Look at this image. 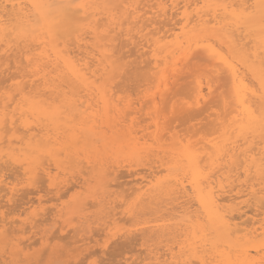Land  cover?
Here are the masks:
<instances>
[{
	"label": "rangeland",
	"instance_id": "1",
	"mask_svg": "<svg viewBox=\"0 0 264 264\" xmlns=\"http://www.w3.org/2000/svg\"><path fill=\"white\" fill-rule=\"evenodd\" d=\"M78 2L80 1L81 2V0H77ZM76 1V2H77ZM123 1V0H122ZM121 0H120V2H122ZM131 3H130V2ZM134 1V0H133ZM132 0H124V2H123V4L126 2V3H129L128 5H131V4H133L132 2H133ZM140 3H141V5L142 6H140L139 4V2H137V4L139 5V9L141 10V11H143V13L138 9V11H140L141 12V14L143 15L144 14V12H145V16H141V18L139 19V22H140V20L141 21H145L148 17H152V16H150V15H148V14H150L151 13V4L152 3H150L149 1L150 0H138ZM146 1L147 2H149V3H146ZM74 2H75V0H74ZM116 2V1H115ZM115 2H113V3H111L110 4V6L111 7H114V6H116V3H118L119 1H117L116 3ZM135 2H136V0H135ZM134 2V5L136 4ZM142 2H144V3H146V5L147 6H145V4L144 3H142ZM95 3V2H94ZM93 3V4H94ZM77 5V3H74V5ZM93 4H91V10L89 11V14H86V15H84L82 12H81V10H79L78 8L76 9V11H79L78 13L80 14L81 13V16H79V14L77 13V15L79 16V18L80 17H84L85 19H87L86 17H88V15H90V14H93L92 12H94L93 10H95V12H94V14L95 13H99L98 11H100V13H102L101 12V9L99 10V8H101L100 6H98L97 5V7H95L96 6V4L95 5H93ZM115 4V5H114ZM119 4V3H118ZM117 4V5H118ZM136 4V5H137ZM150 4V6H148ZM92 5H93V10H92ZM136 5H135V7H136ZM110 6H107V7H110ZM99 7V8H98ZM119 7H121V8H123V5L120 3V5H118V7L117 8H115V9H121V8H119ZM142 7V8H141ZM96 8L98 9L97 11H96ZM138 8V7H137ZM143 9V10H142ZM103 10V9H102ZM119 10H117V11H119ZM147 11H149L147 14H146V12ZM118 14H119V12H118ZM101 15V14H100ZM100 15H96V19L99 21V18L101 17V18H106V16L104 15V14H102V15H104V17H102V15L100 16ZM151 15H152V13H151ZM168 17H167V19H164V20H167V21H169V22H167V24H170V25H168L167 26V24H165L166 22H164V20L163 19H161V20H159L158 21V23L159 22H162V20H163V22L164 23H160V24H158L157 25V23H154V24H156V25H151V23H149L150 21H155V20H153L154 19V17H152L153 19L152 20H148V19H150V18H148L147 19V21L148 22H146V23H143V25H142V23H139L137 26H142L143 28H141V30L143 29L144 30V27L146 26V24H147V27H145V30L142 32L141 31V34L143 35H146L147 36V34L148 33H150V34H148V36H147V38H149V39H154V40H162V39H164V40H162L161 42H160V44L161 45H165V46H171L172 47V45H173V43L176 41L175 40V38H172V37H174V36H171V34H170V31L168 30V29H170V28H175L174 26H177V31H179V23H180V19H179V17H177L176 16V14L175 15H173V17H174V19H173V17H172V15H170V13H168ZM154 16V15H153ZM176 16V17H175ZM90 17H91V15H90ZM143 17V18H142ZM84 18H83V20H84ZM144 18H146V19H144ZM169 18H171V20L169 19ZM81 19V18H80ZM121 19V18H120ZM144 19V20H143ZM177 19H179V20H177ZM103 20V19H102ZM102 20H100L99 21V25L102 23V22H104V24L105 23H107V22H105V21H102ZM106 20V19H105ZM133 19H130L129 20V22L128 21H126V24L125 23H123L124 24V26H126V28L129 26L128 24L129 23H131V21H132ZM138 20V19H137ZM124 21V22H125ZM175 21V22H174ZM96 22L97 21H95V22H92L91 20H90V18L89 19H87V20H85V22L84 23H88V25H90L91 23H93V24H91V28L90 29H86L85 30V32H83L84 34H87L85 37L86 38H83L84 39V43H86V44H88V49H90V51L92 50V48H93V45H94V43H93V40H94V31H93V29H96V27H97V25H96ZM172 22V23H171ZM179 22V23H178ZM90 23V24H89ZM128 23V24H127ZM178 23V24H177ZM94 24H95V26H94ZM103 24V23H102ZM103 24V25H104ZM108 24V23H107ZM106 24V25H107ZM123 24L122 25H118V28L116 27V29L114 28V30L116 31V32H118V31H120V33L122 32V30H124V28H122L121 29V27H123ZM133 24V26L136 28L135 30H134V32L132 33V34H136V32L139 30L138 28H137V26H135L134 25V23H132ZM148 24H149V26H148ZM162 24H165V25H162ZM173 24V25H172ZM174 24H177V25H174ZM172 25V26H171ZM179 25V26H178ZM101 26V25H100ZM105 26V25H104ZM120 26V27H119ZM132 25L130 24V27H131ZM132 26V27H133ZM165 26V27H164ZM171 26V27H170ZM93 27H95V28H93ZM102 27V26H101ZM100 27V28H101ZM104 28H106V26L105 27H103V28H101L102 30L104 29ZM126 28H125V30H126ZM163 28V29H162ZM92 29V30H91ZM97 29H99V28H97ZM121 29V30H120ZM114 30H111L110 31V33H112V31H113V33H114ZM163 30V31H162ZM175 30V31H176ZM89 31V32H88ZM99 31H100V29H99ZM136 31V32H135ZM160 31V32H159ZM87 32V33H86ZM91 32V33H90ZM116 32H115V34H116ZM158 32V33H157ZM169 32V33H168ZM82 33V34H83ZM107 34V35H109V38H108V40L110 39L111 41L109 42L108 40V42H109V44H113V48L115 47L114 45H117V43H118V39H119V43H118V49L117 48H115V51H114V53H113V51H112V53L113 54H115L116 53V49H117V53L116 54H118V53H122V54H120L121 56H117V55H114V57H115V59H116V61H118V62H116L115 63V66L116 67H118V68H120L121 67V69L118 71V72H116V74L115 75H118V77H113V80H112V82L110 81V80H106V81H104V79L103 78H101V79H99V78H95L96 80H94L95 81V86H98V85H100V84H102V85H100V87L102 86L104 89H106V90H108L107 91V94L108 93H110L111 94V92H112V95H106V92H104V93H102L101 94V92H100V95H99V93L98 92H96L97 90H95V91H93L92 90V92L91 91H89V92H87V91H84L83 92V90H82V88L81 89H79V88H76V89H72L73 90V93H75L76 95H79V96H77V97H74L73 95H75V94H72V92H71V89L69 90V88L71 87H68V85H67V83L65 84L64 82H55V83H60L59 85H67V87L66 86H64L62 89H60V87H59V85L58 84H55V86H58L59 88L56 90H54V88H46L44 85H43V80H40V79H42L41 78V76H40V78H39V76L38 75H36V77H34V78H31V77H33V76H31V75H34L35 76V71L33 72V73H31L34 69H32V66H30V65H28V63H27V61L25 60V58H22L23 56L22 55H19L18 54V56H20L19 58H18V56L17 55H15L16 53H17V50H19V48L21 47L20 45H18V44H20V43H17L16 41H12V42H16L15 44L14 43H12V45L14 44V45H16V47L13 45H11L10 44V46H12L11 48H15L13 51H12V49L10 50L11 51V53L10 52H8V55H6L5 54V56L7 57V59L5 58V56H4V63H3V65L4 66H2V64H0L1 65V68H0V77L2 78H0V84H2V87H1V85H0V107L2 108H0V121H5L6 120V117H7V115H4L5 114V112H6V109L11 105V103H12V105L8 108V111L9 110H11V113H10V111L8 112H6V114H8V117H7V119L8 120H6L5 122L8 124V125H6L5 126V124L6 123H4L3 125L5 126L4 128L5 129H8L9 127H10V130H8L7 132V134H9V135H11V136H8L7 134L5 135V133H6V130H3V128L0 130L1 131V133L2 132H4V133H2V134H0V135H3L2 137L6 140L8 137H11V138H13L14 140H13V142L14 141H16L15 139H17V141H18V138L19 139H21V138H23L22 136H24V137H26V136H28V133L26 132V130L23 128H21L22 127V125L20 124L21 122H19L20 120H21V118H24V117H20L19 115H20V111L21 110H19L20 108H21V105H22V101H21V99H23V97H25L26 99H31V100H35L36 99V101H43L44 102V106L46 105L45 103H47V105H49V104H51L52 105V103H53V106H54V101H55V97H57V100L59 101V103H60V105H59V103L57 102V100L55 101V107L56 106H60V108L62 107V106H64V102H70V101H72L73 102V100H75L74 102L76 103V105L78 104V103H82V104H78V106L79 105H81V106H79L81 109L80 110H78L80 113H83V111H84V113H83V116H85V117H87V121H88V123H89V127H86L87 126V122L86 121H84V120H86V118L85 119H83V121L82 122H80L81 120H77L76 121V119H77V117H78V119L79 118H82L83 116H82V114H80V116H79V114H77V112L75 111V109H77V107L78 106H76V108L73 110V107H75V105L72 107V105H73V103L72 102H70V103H72V104H67L66 103V106L67 105H69V106H71L72 107V109H71V107H69V108H67L66 106V108H64V111H66V112H64L63 111V113L64 114H61V115H63V116H61L62 118H61V120H60V123L59 124H61L62 126L64 125V127H61V131H62V133H63V135H62V133H61V131H59L60 130V126L61 125H57V124H52V122L51 121H48L47 122V119H43L42 120V118H38L37 116H35V117H37V119L34 117V118H29V119H32V120H34V121H32V120H30L31 121V124H32V128L33 127H35L36 125H37V127H35V128H33V131L32 132H35V134L38 136L37 138L38 139H40L41 137L43 138V139H47V140H49L50 141V139H53L54 141L56 140V139H58V145H55V146H53V144H52V141L53 140H51V142H48V145H47V142L45 143V144H43V147H46V146H48V147H46L47 149H50L51 147V149H52V151L53 152H55V153H53V152H51L52 154H46V155H41V154H36V155H34L35 156V158H37L36 159V162H37V164L35 163L34 164V166L33 167H35L37 170H35V171H37V174H40V175H38V176H36L37 177V179L35 178V179H33L34 178V176H32V179L31 178H27L28 177V175L26 174L25 175V170H24V167H27V165H25L26 163H25V161L23 160L24 158H25V156H24V154H23V152H20L19 150H18V148H17V155H16V153L13 151V153H12V150H11V152L9 151L10 150V148H9V146L11 145V147L12 146H14V147H18L19 145H18V142L16 143H13L12 142V139H10L11 140V142L13 143V144H10V140H9V138L7 139V140H9V142L6 140L5 141V143H4V141H2L0 144H1V147L2 146H4L5 144V147L7 148V145H8V149L9 150H7L6 151V149L5 150H3V147L2 148H0L1 150H3L4 151V153L5 152H7V153H11V155H12V157H16V158H14V159H16V160H19L18 161V163H17V161H16V163L15 162H12V159L10 160V158H7V157H4V161L3 160H1V157H0V171L2 172L1 174L3 175V174H5L4 175V177H3V179L5 180V182H3V184H1V185H3V188H4V186L7 184V186L8 187H12V188H14V196L12 195V194H8V197H11L12 196V199H11V201H13V202H7V198H2V197H4V196H6V193H8L6 190L4 191L3 189L1 190L0 189V202H2L3 201V199H5L2 203H4V206L5 207H3L2 208V203H0V208L1 209H3V210H0L1 212H0V220L2 221V217H3V221H4V219H6L5 220V222H8V224L10 223V221L12 222V223H10L9 224V226H8V224L7 223H3L4 225L6 224V226H5V228H3L4 229V232H2L3 231V229H0V264H6V262L9 264H184V263H186L187 264V262L188 263H190V262H193V261H196V263H198L199 264V261H198V258L202 255V250H201V248H198V249H200L199 251L201 252L199 255L196 253V254H194L195 252L193 251H191V261H190V256H187V254L189 255V253H187V251H189V250H187L186 248L188 247V248H190L191 249V246L189 247V243H194V241H193V235H194V230H193V227L195 226L196 227V224H197V222H196V224L195 223H191V221L192 222H194V221H196V219L197 218H194L195 216L197 217V215H195V213L196 214H200V213H198V212H200V211H196V209L197 210H199V208L197 207L198 205H199V203H198V201H197V199H193L192 197H194V196H192V192L190 193V192H188L190 195L189 196H187L186 198H185V196L183 195V192H182V190L181 189H179V185L177 186V181H179L180 182V178H181V181H185V185L187 186V190L189 191V185H188V178L189 177H187L186 178V176H184L185 174V172H183V170L184 171H186L187 169H185V168H182L184 165H186V163H184V162H182V159H183V155H182V157L181 156H179V153H181V154H183L184 153V151L186 150V149H190V150H196V148L195 147H197L198 146V149H199V145H198V143H202V146L205 144V143H207V145H204L206 148L207 147H209L210 148V150L209 149H206L204 146L202 147L201 145H200V147H202V148H200V149H202L200 152H199V150L196 152L199 156H201V154L200 153H202V156L201 157H203V158H201L200 157V160H202V161H204V164L202 163V161H201V163H202V165L201 166H204L205 164L208 166V171L207 172H205L207 169V166L205 165V169L203 168V174L204 173H207V175L208 176H206L207 178H206V180H209V181H212L213 182V180L215 181V183H213V186L216 188L215 189V191H217V189H219L217 192H218V194H220L221 192H220V188H218L219 187V184H221L223 181V183H225V184H221V187H223L224 188V190L225 191H229V188H230V190L233 192H231V191H229L228 192V194H227V192H226V194H225V197H228L229 195V197L227 198V199H230V200H228L227 202H225L224 203V211L225 212H227V214L230 212V214H234V216H235V221H234V223H236L237 222V225H239L238 227H240V228H242V229H244V228H246V226H247V228L249 227L250 229L252 228V227H258V225H259V221H261V220H263V218H264V215H263V212H262V210H264V209H259L258 207H256L255 205H256V203H257V200H259L258 199V197L260 198V197H262V199L264 198V190H261L260 191V189L259 188H264V179H262L261 178V182H260V178L259 177H256L255 176V173L253 174V172H251L252 174V177L253 176H255L254 178L256 179V182L255 181H252L253 180V178H251L250 179V177H247V176H245V169L246 168H244V163H243V165H242V157L241 158H239L240 160H241V162H239L240 163V165H239V163H237L238 164V166H240V168H238L237 166H235L234 165V168H233V166L232 165H230V166H232V169H233V171L234 172H231L230 174H229V172L228 173H225V177H221L222 176V173L221 172H219V170H218V165H217V163H219V162H217V161H215V163H213V165H212V162H211V160H209V157H208V153L210 152H212V150H211V145L210 144H212V142L215 140V133H217V135L219 134V132H217V129L215 130V128H217V122L218 121H220V120H218L217 118L221 115H223L224 114V108L222 107L223 105V99L222 98H220L221 96H220V93H221V91L222 92H224L223 90H222V88H224L223 87V82H222V79H220L222 76H223V71L222 72H219V73H222V74H220L219 75V73L217 74L216 73V71L215 72H213L212 70H208V69H210L211 68V66L209 67L208 65H212V64H210V63H212V61L213 60H211V62H208V58H210V56L205 52V50L204 49H202L201 47H200V49H199V47L198 46H196V48H195V50L194 49H192L193 48V46L191 47V48H189L190 50H192V53H191V51H189V49L187 50V51H189V54L187 53V51L185 52V53H180V52H178V51H176V54H174L173 53V55H172V57H170V59H169V57H168V59H167V61H169L170 63H168L167 61H164V60H160L159 61V63H161L162 64V66L159 64V68H156L155 69V66H153L154 64H153V60H152V58H151V54H149V53H146V55L143 57V56H140L141 55V51H142V53H144V52H146V51H150V49L147 47V46H145V50H140L139 52H140V54L138 55V49L136 48H134L133 47V45H128L127 46V37L125 36V34H126V32H124L123 31V36H122V34H120L119 32V34H120V36L119 35H116V38H118L117 39V41L115 40V41H113V42H115L116 44H114L113 42H112V39L111 38H113V37H111L110 38V35H115V34ZM117 33V34H118ZM152 33V34H151ZM83 34V35H84ZM153 34H155V35H153ZM170 34V35H169ZM82 35V36H83ZM107 35H106V37H107ZM169 37H168V36ZM120 38H119V37ZM134 36H136V35H134ZM138 36V35H137ZM137 36H136V39H137ZM161 36V37H160ZM105 37V38H106ZM158 37V38H157ZM160 37V38H159ZM163 37H165V38H163ZM168 37V38H167ZM171 37V38H170ZM115 37H114V39H116ZM123 38V41L122 40H120V39H122ZM162 38V39H161ZM113 39V40H114ZM169 39V40H168ZM174 39V40H173ZM74 42H73V41ZM70 42H71V44L73 43V45L72 46H70L71 44L69 43V41H67V43H66V46H67V49H68V47H73V48H75V46H77V43L75 42V40L74 39H72ZM170 40H172L171 42H170ZM124 41H126L125 43H124ZM137 41H140V40H136V42ZM121 42H123V45H121L122 43ZM142 43L141 44H145L146 45V42L145 41H141ZM168 42V43H167ZM25 43V44H24ZM28 43H30V42H22L21 44H23L22 45V50L23 49H25L24 51H27L28 52V54L30 55V58H32V56H31V54H37L38 53V51L40 50V48H39V46L37 47V45H35V43H32V46H33V44H34V48H33V50H32V46L30 47V46H28ZM84 43H82L83 45H81V50H82V46H86ZM4 44V43H3ZM2 43L0 44V46L1 47H5V45H3ZM27 44V45H26ZM31 44V43H30ZM93 44V45H92ZM112 44H111V46H112ZM3 45V46H2ZM17 45H18V47H17ZM24 45H26V46H28V48L30 47V50L26 47V48H24L25 46ZM125 45H126V47H125ZM246 45H248V47H250L249 46V43H247ZM24 46V47H23ZM116 46V47H117ZM195 46V45H194ZM122 47L125 49H122ZM133 48V50L134 51H136L137 50V52L138 53H136V52H131L132 50H130L131 48ZM147 47V48H146ZM198 47V48H197ZM247 47V46H246ZM3 48H0V56H2L1 58H3V52H2V49ZM17 48V49H16ZM20 48V49H21ZM36 48V49H35ZM72 48V49H73ZM77 48H78V46H77ZM74 49L75 50V52H77V54H78V56H82V52L84 51L85 52V48L82 50V51H80V50H78V49ZM112 48V47H111ZM113 48H112V50H113ZM120 48V49H119ZM34 49L37 51V52H35L34 51ZM38 49V50H37ZM22 50H20V51H22ZM70 50V49H69ZM74 50H72L73 52L72 53H74ZM78 50V51H77ZM122 50V51H121ZM130 50V51H129ZM198 52H197V51ZM203 52H202V51ZM24 51H22V53H25V54H27V52H24ZM31 51H33V52H31ZM194 51H196L197 53H199V54H201L202 56H200L199 54H197V53H194V54H196V55H194L193 54V52ZM202 52V53H206V57H208V58H206V62H205V60L203 61V58L205 59V56L203 57V54L202 53H200V52ZM2 52V53H1ZM19 52V51H18ZM30 52V53H29ZM40 52V51H39ZM79 52H81L82 54H80ZM126 54H125V53ZM131 54V53H134V56H133V54H132V56L129 54V53ZM178 52V53H177ZM5 53V52H4ZM128 53V54H127ZM180 53V54H179ZM2 54V55H1ZM20 54H21V52H20ZM76 54V53H75ZM76 54V55H77ZM189 55V57L187 56L186 57V59H188V60H190V61H187L184 57H185V55ZM13 56V58H12V56ZM33 56V57H35L34 59H36V56ZM125 55H126V57H125ZM130 55V56H129ZM147 55L149 56V58L147 57ZM176 56V58H175V56ZM197 55H199V56H197ZM116 56L117 57H120V59L118 58H116ZM124 57L125 59H123L122 58V60H121V57ZM128 56V57H127ZM138 58H137V57ZM139 56L140 57H143V58H139ZM190 56H191V59H190ZM17 57V58H16ZM136 57V58H135ZM201 59H200V58ZM1 58H0V61H1ZM20 59L21 60V58L23 59V61L21 60H19V61H17V60H15V59ZM178 58V59H177ZM180 58V59H179ZM195 58V59H194ZM135 59V61H133ZM143 59L145 60V61H143ZM150 59V60H149ZM173 59V60H172ZM181 59H185V60H181ZM6 60H10L11 61V63L9 62V64H11V65H9L8 64V62H6ZM137 60H138V62H137ZM147 60H149L148 61V64H146L147 63ZM176 60V61H175ZM201 60V61H200ZM12 61H14V62H12ZM17 61V62H16ZM134 62V64H133V62ZM140 61V62H139ZM143 61V62H142ZM152 61V63H149V62H151ZM187 61V62H186ZM19 62L20 63H22V65L21 64H19ZM131 62V63H130ZM135 62H136V64H135ZM144 62H145V64H144ZM165 62V63H164ZM208 62V63H207ZM1 63V62H0ZM12 63H13V65H12ZM18 63V64H17ZM124 63V64H123ZM130 63V64H129ZM203 63V64H202ZM213 63H214V61H213ZM17 64V65H16ZM26 64V65H25ZM124 66H123V65ZM166 64H168V65H166ZM9 65V66H8ZM122 65V66H121ZM134 65H136V67L134 66ZM138 65V66H137ZM143 67V70H142V67ZM151 65V66H150ZM186 65V66H185ZM12 66V68H10ZM14 66V67H13ZM19 66V67H18ZM25 66H26V68H25ZM30 66V67H29ZM153 66V67H152ZM7 67H9L10 69H7L6 70V68ZM16 67H17V70H16ZM24 68V69H22V68ZM128 67H130L129 69H127ZM132 67V68H131ZM138 70V71H140V69H141V71L139 72V73H141V75L139 74V76H138V72H136L137 70L135 69V68ZM144 67H146V69L144 68ZM182 67H184L183 69H182ZM192 68L193 70H191L190 68ZM197 67V68H196ZM212 69H214V70H218V68H219V66H218V68H215L213 65H212ZM221 67V66H220ZM13 68H15V69H13ZM19 68V69H18ZM20 68L22 69L21 71H20ZM27 68H31L32 69V71L31 72H29V69H27ZM118 68H117V70H118ZM127 69V70H124V69ZM140 68V69H139ZM149 68V69H148ZM5 69V70H4ZM131 69H133V70H136L135 72L133 71V70H131ZM145 69V70H144ZM190 69V70H189ZM198 69H201L200 71L198 70ZM221 69V68H220ZM219 69V71H221ZM28 70V71H27ZM124 70V72L126 73V71H127V73L129 72V71H132L133 73H131L130 74V72L127 74H125L124 75V72H122V71ZM147 70V71H146ZM150 70H152V71H150ZM154 70V71H153ZM156 70V71H155ZM196 70V71H195ZM203 70V71H202ZM223 70V69H222ZM2 71L4 72V71H6L5 73H2ZM26 71V72H25ZM144 71H145V73L146 74H144ZM168 71V72H167ZM192 71V72H191ZM212 71V76H214L215 77V79L216 80H218V81H215V79L213 80L214 82L212 83L211 81V79L212 78H210V77H212L211 76V72ZM10 72V73H9ZM22 72V73H21ZM29 73V74H26V73ZM156 72L157 73H159V72H161V73H159V74H156ZM206 73V75H207V73H208V77H206V75H203V74H205ZM15 74V75H12V74ZM17 73H19V75H17ZM30 73H31V75H30ZM121 73V74H120ZM143 73V74H142ZM147 73L149 74L148 76H144V78H142L143 77V75H147ZM167 73L169 74L168 76H166L167 75ZM182 73V74H181ZM202 73V74H201ZM11 75V77H9V80H5V81H7V82H5L3 79H5L6 78V76L8 77V76H10ZM120 74V75H119ZM154 74V75H153ZM156 74V75H155ZM184 74V75H183ZM194 74V75H193ZM198 74V75H197ZM6 75V76H5ZM23 75H29V76H31V77H29V76H27L26 78H24L25 76H23ZM123 75V79H125V80H130L129 82H130V85H129V87H127L128 86V84L129 83H126L125 82V80H123V81H120L121 80V76ZM159 75V76H158ZM193 75V76H192ZM2 76H4V77H2ZM18 76L20 77V78H18ZM21 76H23V78L21 77ZM124 76H125V78H124ZM129 76V77H128ZM135 76H138L137 78L138 79H142V81H144V79H145V82H143V83H141L142 81L140 80V82H138L139 80L138 79H136L135 78ZM158 76V77H157ZM219 78H218V77ZM17 77V78H16ZM29 77V78H28ZM127 77V78H126ZM131 77V78H130ZM146 77V78H145ZM148 77V78H147ZM150 77H152V79L150 78ZM153 77H155V80H154V78ZM156 77L157 78H159V79H161V78H163V79H161V80H159V79H157L156 80ZM177 77H178V79H177ZM182 79H181V78ZM36 78H39L38 80L36 79ZM116 78V79H115ZM119 78H120V80H119ZM180 78V79H179ZM210 78V79H209ZM8 79V78H7ZM94 79V78H93ZM99 79V80H98ZM151 81H150V80ZM207 79L210 81V83H207V82H209V81H207ZM33 80V81H32ZM37 80V82H35ZM100 80H101V82H100ZM119 80V83L117 82V86L115 85L114 86V84H115V82L116 81H118ZM138 80V81H137ZM147 80H149L148 82H147ZM153 80L154 81H156V82H153ZM175 80H176V82H175ZM221 80V81H220ZM2 81L4 82V83H2ZM9 81V82H8ZM19 81H20V83L21 82H23L22 84H24V85H22V87L24 86L25 87V89H24V94L25 93H27V94H22V93H20L21 92V89H18L17 90V88H19V86H18V83H19ZM39 81V82H38ZM42 81V82H41ZM96 81H97V83H96ZM103 81V82H102ZM135 81V82H134ZM193 81V82H192ZM201 81V82H200ZM207 81V82H206ZM34 82H35V85H36V87H35V85H34ZM104 82H109V83H104ZM123 83V87H122V83ZM133 84H132V83ZM136 82H138V83H136ZM167 82V83H166ZM175 82V83H174ZM16 83H17V85H16ZM19 83V85H21ZM27 83V84H26ZM39 83V85H37ZM40 83H42V85H43V87H41L42 85L40 84ZM48 83H50L51 84V82L50 81H48ZM120 83H121V85H120ZM135 83L137 84V85H135ZM140 83H141V85H140ZM153 83V84H152ZM196 83V84H195ZM217 83V84H216ZM219 83V84H218ZM53 84V83H52ZM110 84V85H109ZM119 84V85H118ZM125 84V85H124ZM194 84L198 87V86H201L200 88L198 87V88H194ZM200 84V85H199ZM212 84V85H211ZM221 84V85H220ZM9 85V86H8ZM31 85V86H30ZM109 85V86H108ZM142 85H143V87H142ZM150 85V86H149ZM215 86L216 87V85L220 88L221 86H222V88H220L221 89V91L220 90H217V95L216 94H214V91H216V89L214 90V89H212V88H210V86L212 87V86ZM3 86H6V88L4 87L3 88ZM26 86H28V88L26 87ZM111 86V87H110ZM115 87L114 89H111L112 87ZM140 87V88H138V87ZM214 86H213V88H214ZM35 88L34 89V91H31L32 89L31 88ZM99 87V86H98ZM101 87V88H102ZM106 87V88H105ZM124 87H126V88H124ZM189 87H190V91H189ZM36 88H38V89H36ZM41 88V89H40ZM46 88V92H47V96H46V92L44 91V89ZM71 88H73V87H71ZM117 88V90L116 91H118V92H116V93H114V90ZM202 88V89H201ZM3 89V90H2ZM31 89V90H30ZM47 89H48V91H47ZM125 89V90H124ZM159 89V90H158ZM194 89V90H193ZM210 89H212V91L213 92H210L211 90ZM218 89V88H217ZM37 90V91H36ZM42 90H43V92H42ZM56 91V92H58V94L57 95H54V96H52V94H51V92L50 91ZM61 90H63V91H61ZM68 90V91H67ZM74 90H76V91H74ZM80 90H82V93H84L83 95H82V93H78V92H80ZM129 90V91H128ZM199 90H201V95H200V93H199V95H198V93H197V91H199ZM204 90V91H203ZM193 91V92H192ZM196 91V92H195ZM7 92V93H6ZM17 92H19V93H17ZM34 92V93H33ZM45 92V93H44ZM48 92H49V94H48ZM62 92H66L65 93V96H62V97H60L59 95L60 94H62ZM68 92V93H67ZM6 93V94H5ZM39 93H40V95H41V93L42 94H45V96L44 95H41V97H40V95H39ZM55 93V92H54ZM53 93V94H54ZM60 93V94H59ZM69 93H71V94H69ZM92 93V94H91ZM96 93V94H95ZM98 93V94H97ZM124 93V94H123ZM192 93V94H191ZM13 95V97H12V95ZM22 94V95H21ZM30 94V95H29ZM51 94V95H50ZM67 94V95H66ZM90 94V95H89ZM129 94V95H128ZM166 94V95H165ZM215 96H214V95ZM225 94V93H224ZM1 95L3 96V97H5V98H3V97H1ZM14 95H16V96H14ZM19 95V96H18ZM37 95H39L38 96V98H36L37 97ZM63 95V94H62ZM105 95V96H104ZM114 95H115V97H114ZM126 95V96H125ZM165 95V96H164ZM31 96V97H30ZM59 96V97H58ZM82 98H81V97ZM85 96H87V97H85ZM91 96V97H90ZM100 96H102V98L103 97H106V99L107 100H109L110 101V107H108V108H105V105L103 106V103H102V100H101V98H100ZM107 96H110L109 98H111V99H109ZM202 96H204V99L202 98ZM206 96V97H205ZM211 96H214V97H212L211 99H208V98H210ZM216 96H217V98H216ZM219 96V97H218ZM225 96H226V94H225ZM18 97V98H17ZM29 97V98H28ZM46 97H48V99L46 98ZM79 97H80V99H79ZM126 97V98H125ZM164 97V98H163ZM170 97V98H169ZM172 97V98H171ZM11 98H13V99H11ZM15 98H16V100H15ZM46 98V99H45ZM84 98H85V100H84ZM114 99V102L112 101L113 99ZM125 98V99H124ZM129 98H130V100H129ZM196 100H195V99ZM199 98V99H198ZM216 98V99H218L217 100V103L216 102H213V100ZM219 98H220V100H219ZM18 99V100H17ZM54 100V101H51V100ZM78 99V100H77ZM92 99V100H91ZM97 101H96V100ZM99 99V100H98ZM162 99V100H161ZM203 99V100H202ZM215 99V100H216ZM4 100V101H3ZM10 100H12V101H10ZM15 102H14V101ZM65 100H69V101H65ZM94 100V101H93ZM119 100H122L121 102L119 101ZM130 102H129V101ZM200 101V103H198L199 101ZM202 100V101H201ZM208 100V101H207ZM214 100V101H215ZM18 101V102H17ZM51 101V102H50ZM99 101V102H98ZM115 101H116V103H115ZM198 101V102H197ZM203 101L205 102V101H207L205 104H207V103H209V104H207V106H208V108L210 107V105H211V109L209 108V109H207V106H205L204 108H203V106L205 105L204 103H203ZM210 101V102H209ZM212 101V102H211ZM6 102H9V103H6ZM57 102V103H56ZM92 102H93V105L94 106H92ZM98 103V105H97V103ZM119 102V103H118ZM159 102V103H158ZM163 102V103H162ZM167 102V103H166ZM169 102V103H168ZM197 103L199 106H197V104H196V107L194 106L195 105V103ZM219 102V103H218ZM74 103V104H75ZM101 103V104H100ZM121 103V104H120ZM129 103V106L127 105V104ZM201 103H203L204 105H202ZM219 104L218 106L215 104ZM220 103H222V104H220ZM5 104H7V105H5ZM58 104V105H57ZM100 104V105H99ZM118 104H120V105H118ZM202 106H201V105ZM9 105V106H8ZM47 105L45 106V107H47ZM49 106V108L50 107H52V106ZM89 105V106H88ZM97 107H96V106ZM131 105H132V107H131ZM166 105L168 106V108L166 107ZM215 107H213V106ZM220 105H221V107L223 108V110H222V108H219L220 107ZM8 106V107H7ZM83 106V107H82ZM87 106V107H86ZM91 106V107H90ZM117 106V107H116ZM5 107H7L6 109H5ZM19 107V108H18ZM55 107H52V108H55ZM90 107V108H89ZM96 107V108H95ZM100 109H99V108ZM127 107V108H126ZM131 107V108H130ZM159 107V108H158ZM165 107V108H164ZM178 107V108H177ZM17 108V109H16ZM56 108H58V107H56ZM59 108V110L62 112V110L63 109H60ZM63 108V107H62ZM85 108L86 109H88L89 108V110H85ZM101 108H103L102 110H101ZM174 108H177L176 110L174 109ZM193 108V109H192ZM203 108V109H202ZM14 109H16V110H14ZM65 109H67V110H69V109H71V110H69L71 113H72V116H73V113H75V114H77V116L75 117V121L74 120H72L71 118H70V115H71V113H69V111L67 112V110H65ZM93 109V110H92ZM160 109H162L163 111H161L160 112ZM196 109H200L199 110V112L196 110ZM205 109H207L208 111L206 112V110ZM104 110V111H103ZM111 110H112V112H111ZM117 110V111H116ZM130 112H129V111ZM174 110V111H173ZM191 110V111H190ZM194 110H195V112H194ZM205 110V111H204ZM16 111V112H15ZM72 111H75V112H72ZM82 111V112H81ZM85 111H86V113H85ZM94 111V112H93ZM101 111H102V113H101ZM114 111V112H113ZM121 111H123V112H121ZM125 111H127V112H125ZM218 111H222V113H220V112H218ZM98 112H99V114H98ZM110 112V113H109ZM120 112V113H119ZM164 112V113H163ZM198 112V113H197ZM3 113V116L1 115ZM12 113H17V114H14V116L16 115L18 118H16V117H14L13 115H12ZM68 113L69 115L67 116V117H69L71 120H69L70 122H67L66 120H68L69 118H65L64 116H66V114ZM122 113V114H121ZM127 113V114H126ZM130 113L132 114V115H130ZM191 113V114H190ZM193 113V114H192ZM9 114L13 117H11V116H9ZM74 114V115H75ZM86 114V115H85ZM95 114H96V116H95ZM111 114H112V116H111ZM115 114H117L116 115V117H115ZM119 114V115H118ZM153 114V115H152ZM189 116H187V115ZM217 114H219V116L217 115ZM90 115H91V117H90ZM102 115V116H101ZM111 117H110V116ZM127 116V118H126V116ZM205 115V116H204ZM211 115V116H210ZM215 115V116H217V118H215V117H213V116ZM1 116L3 117V118H1ZM71 116V117H72ZM114 116V117H113ZM221 116L219 117V119H221ZM224 116H225V114H224ZM20 117V118H19ZM33 117V116H32ZM88 117L90 118V119H88ZM95 117V118H94ZM192 117V118H191ZM194 117V118H193ZM206 117V118H205ZM223 117V116H222ZM10 118H12V120H13V122H14V126L15 127H13V125H11L10 126ZM101 118H103L104 119V122L102 121L103 119H100ZM109 118V119H108ZM203 118V119H202ZM15 119V120H14ZM20 119V120H19ZM42 121H41V120ZM65 119V120H64ZM74 119V118H73ZM97 119H99V120H97ZM108 119V120H107ZM111 119V120H110ZM192 119V120H191ZM193 119H195V120H193ZM209 119V120H208ZM96 120V121H95ZM108 122H107V121ZM126 120V121H125ZM206 120V121H205ZM215 120V121H214ZM216 120H218L217 122H216ZM15 121H17V123L19 124V127H18V124H16L15 123ZM35 121H37L36 122V125L34 124L33 125V122L35 123ZM39 121L41 122V124L39 123ZM71 121H73V122H71ZM102 121V122H101ZM77 122V123H76ZM96 122H98V123H96ZM109 123V124H104V123ZM114 122V123H113ZM38 123L40 124V125H38ZM45 123H47V124H45ZM80 123H82V124H80ZM86 125H84V124ZM92 123H93V127H94V129H93V127H92ZM98 124L97 126L95 125V124ZM215 123V124H214ZM219 123V122H218ZM79 124V125H78ZM101 124V125H100ZM214 126H213V125ZM21 125V126H20ZM44 125H46V127H47V130H46V127L44 126ZM49 125H51L50 127H48ZM57 125V126H56ZM99 125L101 126V127H103V125H104V127L103 128H100L99 127ZM107 127H106V126ZM111 127L112 126V129L109 127V126ZM114 125V126H113ZM118 125V126H117ZM120 125V126H119ZM212 125V126H211ZM17 126V127H16ZM68 126V127H67ZM69 126H73L71 129L69 128ZM75 126V127H74ZM95 126H96V128H95ZM216 126V127H215ZM77 127V128H76ZM80 128V130H79V128ZM92 128V130H91V128ZM99 127V128H98ZM109 127V129H110V131L111 132H109V129H105V128H108ZM212 127H214V128H212ZM13 128V129H12ZM21 128V129H20ZM52 128V129H51ZM57 128H59V130L57 129ZM62 128H63V130H62ZM65 128V129H64ZM98 128V129H97ZM18 131H22V136H20V133H18L17 132V130ZM49 129H51L52 131H50ZM54 129H56L57 130V133H53V131H55ZM73 129V130H72ZM75 129V130H74ZM77 129V130H76ZM81 129H83V130H81ZM86 129H87V131H89V130H91V132L93 133V135H94V133L96 134V136H98V135H101V137L100 136H98V138L96 137V136H94L95 138H93V135H89V132L87 133V131H86ZM89 129V130H88ZM99 129H101V130H106V131H102V133H101V130H99ZM120 129V130H119ZM123 129V130H122ZM160 129V130H159ZM208 129H210V130H208ZM3 130V131H2ZM70 132H69V131ZM96 130V131H95ZM117 130H118V132H117ZM163 130H164V132H163ZM38 131H40V132H38ZM44 131V132H43ZM48 131H50V132H48ZM68 132V136L69 137H67V132ZM77 131V132H76ZM81 131H83V132H81ZM84 131H86V133L84 132ZM98 131H100V134H98L97 132ZM112 131H114V132H112ZM120 131V132H119ZM122 131V132H121ZM125 131H126V133H125ZM214 131H216L215 133H214V135H212L213 134V132ZM47 132V133H46ZM56 132V131H55ZM79 132H81L82 134H80ZM91 132H90V134H91ZM110 134H109V133ZM151 132V133H150ZM211 132H212V134H211ZM16 133V134H15ZM26 134V135H24V134ZM38 133V134H37ZM41 133V134H40ZM43 133H45V134H47V135H44ZM51 133V134H50ZM66 133V134H65ZM69 133H70V135H69ZM71 133L73 134L72 136H74V135H77V136H79L80 137V139H79V142L80 141H82V143H86V145H82V143L80 142V144L79 143H77V142H75L76 144L74 145H71V142H72V140H69L70 139V136H71ZM77 133V134H76ZM80 135H79V134ZM112 133V134H111ZM114 133L116 134V135H114ZM12 134H13V136H12ZM44 136H43V135ZM61 136H60V135ZM84 134V135H83ZM103 134H105V136L103 135ZM211 134V135H210ZM17 135V136H16ZM51 136L50 138H48L49 136ZM65 135H66V137H65ZM109 135V136H108ZM122 135V136H121ZM124 135V136H123ZM157 135V136H156ZM165 137H164V136ZM208 135H210V137L208 136ZM5 136H7V138H5ZM21 138H20V137ZM48 136V137H47ZM54 136V137H53ZM56 136H58L57 138H56ZM90 136V137H89ZM92 136V137H91ZM111 136V137H110ZM134 136V137H133ZM160 136V137H159ZM219 136V135H218ZM258 136H261V137H263L264 138V136H262V134L261 135H258ZM257 136V137H258ZM46 137V138H45ZM87 137H89L88 139H87ZM107 137V138H106ZM120 137V138H119ZM125 137V138H124ZM214 137V139L213 140H211V138H213ZM261 137H258V138H261ZM37 138H36V140H37ZM64 138H65V140H64ZM108 138H109V140H108ZM131 138L132 139H134V140H131ZM161 138V139H160ZM191 138V139H190ZM217 138V137H216ZM256 139L255 140V138H254V140L255 141H253L252 139H250L249 141L250 142H252L251 143V145L253 146H255V148H254V146L253 147H251V148H253V152H254V149H256V152L263 146L264 147V145L261 143V141L262 142H264V139H261V140H259V139ZM3 139V140H4ZM61 139H63V142L61 141ZM66 139H68V140H66ZM84 139V140H83ZM94 139L96 140V142L97 143H95V145H97L98 143H100L101 144V147H99L98 145H100V144H98L97 146H96V148L95 149H91V147H95L94 146ZM102 139V140H101ZM107 139V140H106ZM111 139V140H110ZM113 139V140H112ZM115 139V140H114ZM116 139L118 140V141H116ZM139 139V140H138ZM211 140V142H210V140ZM87 140H89L88 142H87ZM93 140V142H91ZM105 140V141H104ZM209 140V141H208ZM53 141V142H54ZM61 143H60V142ZM66 141H68V142H70V143H68V142H65ZM84 141H86V142H84ZM109 141V142H108ZM114 141H116V142H114ZM120 141V142H119ZM45 142V141H44ZM90 142V144H88ZM102 142H104V143H102ZM107 142V143H106ZM112 142V143H111ZM137 142V143H136ZM257 142V143H256ZM8 143V144H7ZM120 143V144H119ZM132 144V146H131V144ZM140 143V144H139ZM248 143V142H247ZM52 146H51V145ZM80 145L79 147H80V150L78 149L77 150V154L75 155V151H76V149L77 148H79L78 147V145ZM103 144V145H102ZM115 144V145H114ZM123 144H125V145H123ZM127 144H130V149L129 150H127V148H129L128 146H127ZM191 144H193V145H191ZM243 144V147H244V149H245V146L244 145H246V144H244V143H242ZM256 144V145H255ZM262 144V145H261ZM45 145V146H44ZM59 145H61V146H59ZM67 145L69 146V150L71 149L70 148V146L71 147H73L72 149H71V151H67L66 149H68V148H66L67 147ZM88 145V146H87ZM107 145V147H109L108 148V150H107V147H105V148H103L104 146H106ZM138 145H139V147H138ZM191 147H190V146ZM194 145H196V146H194ZM250 145V144H249ZM86 146L87 148H85L86 150H84V147ZM113 146V147H112ZM123 146V147H122ZM136 146V147H135ZM260 146V147H259ZM50 147V148H49ZM64 149H63V148ZM97 147H98V151H97ZM115 147V148H114ZM122 147V148H121ZM195 148V149H193V148ZM247 147H248V144H247ZM262 147V148H263ZM55 148V149H54ZM82 148H83V150H82ZM99 148H102V149H104L105 150V152L104 151H102L101 149H99ZM110 148H112V149H110ZM118 148V149H117ZM135 148H138V149H135ZM192 148V149H191ZM206 149L207 151H206V153H205V150H203V149ZM251 148H247V150L249 149H251ZM261 148V149H262ZM75 149V150H74ZM111 151H110V150ZM114 149V150H113ZM176 149H178V150H176ZM179 149H180V151H179ZM64 150V151H63ZM66 150V151H65ZM74 150V151H73ZM124 150H126V151H124ZM167 150H169V151H167ZM171 150L173 151V152H171ZM63 151V152H62ZM86 151V152H85ZM89 151H93V152H90L89 153ZM100 151L101 152H104V153H106L107 151H109V153H106V155H103V153H101L102 155L100 156ZM120 151H121V153H120ZM124 151V152H123ZM150 152V154H149V152ZM72 152V153H71ZM81 154H80V153ZM82 152H84V153H82ZM99 152V153H98ZM114 152V153H113ZM115 152H116V154L119 152V154H122L121 156H119L118 154L116 155L115 154ZM132 152V153H131ZM142 152L144 153L143 155L144 156H142ZM146 152V153H145ZM175 152V153H174ZM3 153V155H5ZM59 153H62L63 155H59ZM69 153V155H67V154ZM73 154V155H71V154ZM128 153V154H127ZM140 153V154H139ZM171 153V154H170ZM174 155H173V154ZM204 153L206 154V155H204ZM14 154V155H13ZM20 154H21V156H20ZM85 154V155H84ZM88 154H95V158H90V156L91 155H88ZM98 154V155H97ZM112 154V155H111ZM113 154H114V157H118L119 156V158H113ZM127 154V155H126ZM130 154V155H129ZM133 154H134V157H133ZM149 154V156H146V155H148ZM152 154V155H151ZM168 154H170L171 156H169ZM176 154V155H175ZM41 155V156H40ZM78 155H81V156H78ZM108 155V157H107V159H106V156ZM109 155H110V157H111V159H110V157H109ZM206 156V157H204V156ZM44 156H45V158H44ZM67 156V157H66ZM76 158V156H78V158H76L75 160H74V158ZM98 156V157H97ZM104 156V157H103ZM139 156H141V158L139 157ZM170 157V158H167V157ZM175 156V158H173V157ZM43 157V158H42ZM71 157H72V159L74 160H72L71 159ZM83 159H82V158ZM86 159H85V158ZM89 159H88V158ZM93 157V156H92ZM97 157V158H96ZM101 157H103V158H101ZM121 157V158H120ZM123 157V158H122ZM144 157V158H143ZM257 157H259V156H257ZM5 158H6V160H5ZM43 160H45V161H43V166H42V164H40V162H41V160L42 159ZM52 158V159H51ZM109 158V159H108ZM112 158H113V160L114 161H119V159H120V162H114V161H112ZM135 160L136 161V163H135V161H133L134 163H132V160ZM134 158V159H133ZM136 158V159H135ZM172 158V159H171ZM181 158V159H180ZM205 158V159H204ZM23 161H22V160ZM55 159V160H54ZM98 159V160H97ZM100 159H101V162H102V166H100L101 164V162H100ZM102 159H103V161H102ZM108 161H106V160ZM116 159V160H115ZM123 159V160H122ZM124 159L126 160V161H124ZM127 159L128 160H130V161H127ZM151 159V160H150ZM171 159V160H170ZM178 159V160H177ZM204 159V160H203ZM207 159V160H206ZM9 162H8V161ZM47 160V161H46ZM64 160V161H63ZM80 160H83V161H80ZM88 162H87V161ZM92 160V162H90ZM97 160V161H96ZM105 160V161H104ZM123 162H122V161ZM209 160V161H208ZM3 161V162H2ZM7 161V162H6ZM79 161V162H78ZM98 161H99V163H98ZM140 161V162H139ZM171 161H173V162H171ZM179 161V162H178ZM183 161H185L184 159H183ZM50 162V163H49ZM52 162V163H51ZM56 162V163H55ZM61 162H63V163H61ZM71 162H73V163H71ZM79 163V165L77 164V163ZM80 162H82L81 164H80ZM168 163V165H167V163ZM171 163V165H170V163ZM186 162V161H185ZM217 162V163H216ZM9 163V164H8ZM10 163H11V165H10ZM55 163V164H54ZM58 163V164H57ZM83 163H85L84 164V166L82 165ZM162 163H164V164H162ZM174 165H173V164ZM177 163L179 164V163H181V171H180V169L177 167ZM183 163V164H182ZM14 164V166H12ZM16 164H18V165H16ZM19 164H21V165H19ZM44 164H46V165H44ZM48 164V165H47ZM49 164H50V166H49ZM59 164L61 165V166H59ZM119 164H120V166H119ZM131 164V165H130ZM225 164V163H224ZM64 165V166H63ZM76 165V166H75ZM91 165V166H90ZM95 166L96 167V169L94 170V167L93 166ZM106 165V166H105ZM118 165V166H117ZM165 167H164V166ZM169 165L170 166H173V167H171V168H173V169H171V168H169ZM176 165V166H175ZM180 165V164H179ZM183 165V166H182ZM217 166L216 167V170H217V172H215V167H212V166ZM243 167H242V166ZM20 166V167H19ZM23 168H22V167ZM37 166V167H36ZM40 166V167H39ZM70 166H72L73 168H74V170H72L71 169V167ZM77 166H79V167H77ZM81 166H83V168L81 169ZM104 166V167H103ZM117 166V167H116ZM167 166V167H166ZM209 166H211L212 168V170L209 168ZM223 166H227L228 167V165H223ZM15 167V168H14ZM17 167V168H16ZM19 167V168H18ZM41 167L42 168H44V170H46V171H48L49 173H50V176L48 177L46 174H45V172L43 171V169H41ZM49 167V168H48ZM99 167H100V169H99ZM102 167V168H101ZM120 167V168H119ZM178 168L177 170H175L174 168ZM185 167V166H184ZM220 167V166H219ZM245 167H246V164H245ZM70 168V169H69ZM151 168V169H150ZM165 168V169H164ZM168 168V169H167ZM237 170H236V169ZM5 169V170H4ZM21 169H23V171L21 170ZM99 169V170H98ZM171 169V170H170ZM220 169V168H219ZM235 169V170H234ZM244 169V170H243ZM164 170H166V171H164ZM170 172H169V171ZM173 170H175V171H173ZM209 170H211V172L212 171H214L213 173H211ZM5 171V172H4ZM67 171V172H66ZM76 171V172H75ZM105 171H106V175H107V177H109V178H107L106 177V175L104 174L103 175V173H105ZM175 172L174 174H173V172ZM236 171V172H235ZM239 173H238V172ZM22 172V173H21ZM39 172V173H38ZM41 172V173H40ZM110 173V174H108V173ZM210 172V173H209ZM244 172V173H243ZM82 173V174H81ZM152 173L154 174L153 176L154 177H152V178H150V179H153L152 180V185H155V183H156V185H155V187L154 186H148V188H146V189H151V190H153V192L150 190H147L146 191V189L144 188L143 189V191L142 190H139V188H136V187H140L141 185V182H142V180H143V178H149L150 177V175L152 176ZM172 173V174H171ZM176 173H178V174H176ZM215 173H217V174H215ZM220 173H221V175H220ZM234 173V174H233ZM236 173V174H235ZM86 174V175H85ZM170 175L169 177H168V175ZM184 174V175H183ZM209 174H211V175H209ZM231 174H233V175H231ZM242 174V175H241ZM36 175V174H35ZM71 175V176H70ZM104 176V178H102L103 176ZM112 175V176H111ZM158 175V176H157ZM180 175V176H179ZM187 175V174H186ZM216 175V176H215ZM230 175V176H229ZM236 175V176H235ZM30 176V175H29ZM41 176H43V177H41V179H40V177ZM96 176V177H95ZM118 176V177H117ZM126 176V177H125ZM171 176H172V178L174 177V180H175V178H176V180L175 181H173V179H172V181H173V183H172V181L171 180H167V178L168 179H170L171 178ZM182 176V177H181ZM189 176V175H188ZM215 176V177H214ZM228 176V177H227ZM237 176H238V179H239V177H240V179H239V181H238V179H236L237 178ZM245 176V178H248V180L249 181H247V179H244L243 177ZM26 177V178H25ZM31 177V176H30ZM38 177H39V179L41 180V182L39 181V179H38ZM52 177V178H51ZM76 177V178H75ZM96 178V179H93V178ZM102 178V179H99V178ZM143 177V178H142ZM167 177V178H166ZM214 178V179H208V178ZM220 178V179H217V178ZM231 177V178H230ZM235 177V178H234ZM23 178V179H22ZM48 178V179H47ZM111 178H112V180H111ZM160 178H162L163 180H164V182H163V180H161ZM166 179V181H165V179ZM185 178V179H184ZM221 178H222V180H221ZM224 178H226V179H224ZM230 180H229V179ZM259 178V179H258ZM52 179V180H51ZM104 179V180H103ZM109 179V180H108ZM141 179V180H140ZM216 179H217V181H219L220 180V183L218 184V182H216ZM231 179H234V180H232V183L231 182H227V181H231ZM243 179V180H242ZM254 179V180H255ZM3 180V181H4ZM24 180V181H23ZM31 180H37V182L35 183V182H30ZM96 180V181H95ZM157 180H159L158 182H157ZM235 180H237V182L235 181ZM263 180V181H262ZM42 181H44V182H42ZM52 181V182H51ZM98 181V182H97ZM101 181V182H100ZM104 181H107V182H105L104 183ZM171 181V182H170ZM222 181V182H221ZM55 182H57V183H55ZM163 182L164 183V185H160L161 183ZM168 182H170V184L172 185L171 186V188L172 187H175L174 189L175 190H173V189H170V190H168V193L170 192V194H171V192H172V190L173 191H175V192H172V194L173 195H175V196H173L172 194V196L173 197H170L171 195L169 194V195H167L165 192H166V189H169L168 187L170 186V184L168 185H166V183H168ZM174 182H176V184H174ZM242 182V183H241ZM246 182V183H245ZM254 182V183H253ZM261 183V184H263V185H261V186H257L256 187V183ZM33 183H34V186H32L33 185ZM41 183H43V185H41ZM55 183V184H54ZM107 183V184H106ZM184 183V182H183ZM246 184V187H245V184ZM27 184V185H26ZM36 184V185H35ZM45 184V185H44ZM104 184H106V185H104ZM109 184V185H108ZM157 184H158V186H161L162 188H161V191H160V189H158L157 190V188H156V186H157ZM173 184H174V186H173ZM179 184V183H178ZM218 184V186H216ZM229 184V185H228ZM234 184H236V185H234ZM242 184H244V185H241ZM251 184H254L255 185V189L257 190V192H258V194L254 197L252 194H249V190H248V186L249 185H251ZM40 185V186H39ZM47 185V186H46ZM51 185V186H50ZM88 185V186H87ZM101 185H104V187L106 186V188L104 189V187L103 186H101ZM111 185V186H110ZM166 185V186H165ZM223 185V186H222ZM228 185V186H227ZM232 185V186H231ZM235 186V188H234V186ZM44 186V187H43ZM100 188H99V187ZM115 186V187H114ZM163 186H165L164 188H163ZM168 186V187H167ZM177 186V187H176ZM236 186H239V187H236ZM244 186V187H243ZM1 188H2V186H0ZM55 187V188H54ZM89 189H88V188ZM107 187H109V188H107ZM134 187V189H132ZM233 187V188H232ZM243 187V188H242ZM42 188V189H41ZM96 188V189H95ZM136 188V189H135ZM154 188V189H153ZM156 188V189H155ZM160 188V187H159ZM179 190H178V189ZM226 188H228V189H226ZM241 188V189H240ZM20 189V190H19ZM30 189H32V190H30ZM128 189V190H127ZM164 191H163V190ZM235 189H237V190H235ZM247 191H246V190ZM17 190V191H16ZM88 190V191H87ZM95 190H96V193H95ZM131 190H133V191H131ZM136 190V191H135ZM137 190H138V192L139 193H137ZM177 190H178V192H177ZM191 190V189H190ZM241 190H242V192H241ZM259 190V191H258ZM1 191H4V193H5V195H4V193L3 192H1ZM16 191V192H15ZM29 191H31V193L29 192ZM93 193H91V192ZM102 191H105V192H102ZM113 192V193H111V192ZM144 191H146L145 193L147 194V192L149 191V194H150V192H151V194L149 195V194H147V195H145V193H144ZM156 191V192H155ZM235 191V192H234ZM249 191V192H248ZM263 191V192H262ZM33 192V193H32ZM108 192V193H107ZM132 192H134L133 193V195H131V193ZM136 192V193H135ZM162 192H164L165 193V195H162L161 193ZM182 192V193H181ZM233 194H231V193ZM239 192H240V194H239ZM248 192V193H247ZM91 193V194H90ZM102 193H104V195L102 194ZM108 195H107V194ZM157 193V194H156ZM163 193V194H164ZM239 195H238V194ZM262 193V194H261ZM3 194V195H2ZM24 194H25V196H24ZM111 194V195H110ZM135 194H136V196H135ZM145 196H144V195ZM152 194H154V195H152ZM156 194V195H155ZM159 194V195H158ZM235 194V195H234ZM11 195V196H10ZM16 195V196H15ZM79 195H81V196H79ZM92 195V196H91ZM98 195V196H97ZM109 195H110V197H109ZM131 195V197H129ZM177 195V196H176ZM250 195L252 196V197H250ZM18 196V197H17ZM105 196V197H104ZM106 196H108V197H106ZM142 196H144V198H142ZM146 196H148L149 198H147ZM151 196V197H150ZM154 198H153V197ZM158 196V197H157ZM160 196V197H159ZM163 196H165V197H162ZM166 196H168L169 198H171V200L168 198V197H166ZM232 196V197H231ZM237 196H238V198H237ZM243 197V198H241V197ZM135 199H134V198ZM175 197H177V198H175ZM178 197H180V198H178ZM181 197H182V199H181ZM191 197V198H190ZM254 197V200H256V202L255 201H253V199H251V198H253ZM18 198V199H17ZM91 198V199H90ZM118 198V199H117ZM124 198V199H123ZM145 198H147V200H148V202H147V200L145 199ZM159 198H161V199H159ZM165 198V199H164ZM174 198V199H173ZM183 198H185V199H183ZM190 198V199H189ZM232 198H236L235 200L234 199H232ZM15 199V200H14ZM100 199V200H99ZM127 199V200H126ZM145 199V200H144ZM155 200V201H152V200ZM156 199L158 200V201H160V202H158L157 201V203L160 205V206H158L157 205V203H156ZM169 199V201H172V200H174V201H172V202H169V201H166V200H168ZM176 199V200H175ZM189 199V200H188ZM239 199V200H238ZM251 199V200H250ZM261 198H260V200L261 201H263ZM2 200V201H1ZM17 200V201H16ZM19 200V201H18ZM77 200H78V202H77ZM113 200L115 201V202H113ZM124 200V201H123ZM133 200V201H132ZM134 200H136V201H134ZM138 200V201H137ZM141 200H144V201H142V202H139V201H141ZM151 200V201H150ZM163 200L165 201V202H163ZM178 200V201H177ZM185 200V201H184ZM190 200H191V202H190ZM197 201L196 203H195V201ZM234 200V201H233ZM260 200H259V202H260ZM6 201V202H5ZM87 201H89V202H87ZM91 201V202H90ZM93 201H95V202H93ZM101 201V202H100ZM119 201V202H118ZM123 201V202H122ZM128 201L130 202V203H128ZM132 201V202H131ZM249 201H251V202H249ZM69 202L71 203V204H69ZM96 202H97V204H96ZM133 202H134V206L132 205L133 204ZM144 202V203H143ZM149 202L152 204V205H150L149 204ZM164 203V204H162V203ZM252 202L254 203V204H252ZM264 202V201H263ZM5 203H6V205H5ZM73 203H75V204H73ZM78 203V204H77ZM83 203H86L85 205H87V206H85V205H83ZM90 205H89V204ZM94 203V204H93ZM122 203V205H120ZM126 204V205H124V204ZM127 203H128V205H127ZM161 203V204H160ZM167 203V204H166ZM168 203H170L169 205H168ZM172 203V204H171ZM174 203V204H173ZM181 203V204H180ZM188 203V204H187ZM191 203V204H190ZM195 203V204H194ZM197 203H198V205H197ZM228 203V204H227ZM262 203V202H261ZM10 204V205H9ZM69 204V205H68ZM73 204V205H72ZM107 204V205H106ZM119 204V205H118ZM140 204H141V206H140ZM145 204L147 205V206H145ZM155 206H154V205ZM167 206H166V205ZM259 204V203H258ZM66 205V208L64 207ZM97 205V207H95ZM142 205H143V207H144V209H143V207H142ZM197 205V206H196ZM239 205V206H238ZM8 206V208H6ZM86 208H85V207ZM91 206V207H90ZM118 206H120V207H118ZM127 206V207H126ZM132 206V208L131 209H129L130 207ZM137 206H139L138 208H136ZM192 206V207H191ZM11 207H12V209H11ZM64 207V208H63ZM82 207V208H81ZM88 207H90L89 209H88ZM95 207V208H94ZM122 207V208H121ZM128 209V210H126V208ZM147 207V208H146ZM166 207V208H165ZM187 207V208H186ZM249 207H251V208H249ZM51 208V209H50ZM84 208H85V211H83L84 210ZM116 208V209H115ZM120 208H121V210H120ZM124 208V209H123ZM179 208H181V209H179ZM240 208H242V209H240ZM36 209V210H35ZM90 210L91 209V212L90 211H87V210ZM114 209V210H113ZM188 209V210H187ZM195 209V210H194ZM232 209V210H231ZM237 209V210H236ZM56 210V211H55ZM100 210V211H99ZM134 210V211H133ZM193 212H192V211ZM231 210V211H230ZM234 210H236V211H234ZM259 210V211H258ZM3 211H5V217H4V215H1V214H4V212ZM38 211V212H37ZM80 211V212H79ZM113 211H114V213H113ZM137 211V212H136ZM180 211V212H179ZM184 211H186V212H184ZM189 211V212H188ZM254 211V212H253ZM256 211V212H255ZM3 212V213H2ZM10 212H13V213H10ZM89 212V213H88ZM184 212V213H183ZM259 212V214H257ZM261 212H262V214H261ZM7 213V214H6ZM38 213H40V214H42V215H40L39 214V216L37 215ZM85 213H86V215H85ZM101 215H100V214ZM109 214V217H110V219H109V217H108V214ZM113 214L112 215V217H111V214ZM124 213H125V215H124ZM133 213V214H132ZM190 213V214H189ZM194 213V214H193ZM246 213V214H245ZM9 214H11V215H9ZM13 214V215H12ZM97 214H98V216H97ZM107 214V215H106ZM116 214V216H114ZM121 214V215H120ZM180 214H181V216H180ZM186 214V215H185ZM9 215V216H8ZM36 217H35V216ZM58 215H60V216H58ZM105 215V216H104ZM133 215V216H132ZM179 217H178V216ZM229 215V214H228ZM237 215V216H236ZM245 215V216H244ZM41 216H43V217H41ZM75 216H77V217H75ZM83 216V217H82ZM97 216V217H96ZM107 216V217H106ZM122 216V217H121ZM188 216V217H187ZM190 216H192L191 217V220L189 219L190 218ZM194 216V217H193ZM243 217L244 216V218H240V217ZM75 217V218H74ZM103 217V218H102ZM174 217H176V218H174ZM74 218V219H73ZM171 218H174V219H171ZM182 218V219H181ZM187 218V219H186ZM240 218V219H239ZM17 221H16V220ZM36 219V220H35ZM43 219V220H42ZM114 219V220H113ZM121 219H123V220H121ZM127 219V220H126ZM192 219H195L194 221L192 220ZM8 220H10V221H8ZM75 220V221H74ZM79 222H78V221ZM184 220V221H183ZM187 220H188V222L190 221V223H188L187 222ZM248 221V220H250V222L248 221V222H244V221ZM14 221H15V223H14ZM40 221V223L39 224H37V222H39ZM42 221V222H41ZM182 221V222H181ZM186 221V222H185ZM256 221H257V224H256ZM83 222V223H82ZM86 222V223H85ZM181 223L180 225H177V224H179V223ZM183 222H184V226H183V228H182V224H183ZM244 222V223H243ZM255 224H254V223ZM14 223V224H13ZM133 223V224H132ZM176 223V224H175ZM241 224V226H240V224ZM249 223H250V226H249ZM253 223V224H252ZM1 225H2V222L0 223ZM18 224V225H17ZM108 224V225H107ZM173 224H174V226H173ZM194 225V226H192V230H190V232L192 233V234H190V233H188V234H186L188 231H189V229L191 228V225ZM243 224V225H242ZM14 226V227H12V226ZM36 225V226H35ZM90 225V226H89ZM169 225V226H168ZM175 225H177V226H175ZM187 225V226H186ZM15 226H16V228H15ZM33 226H35V227H33ZM105 228H104V227ZM188 226H189V228H188ZM75 227H77V228H75ZM106 227H108V228H106ZM163 229H162V228ZM169 227V228H168ZM171 227H179V228H174V230L175 231H173L172 230V228ZM187 227V228H186ZM7 228V229H6ZM14 228V229H13ZM79 228V229H78ZM161 228V229H160ZM167 228H168V230H169V232L167 233ZM171 228V229H170ZM185 228V229H184ZM9 229V230H8ZM15 229H19V231H20V233H19V231H15L14 232V230ZM23 229V230H22ZM26 229V230H25ZM56 229V230H55ZM165 229V230H164ZM178 229V230H177ZM187 229H188V231H187ZM195 229V228H194ZM6 230H7V232H6ZM13 230V231H12ZM167 230V231H166ZM171 230H172V232H177L176 233V235H175V233H171L172 235H169V233L171 232ZM180 230H182L183 232H181ZM10 232V237H9V232ZM12 231V232H11ZM24 231V232H23ZM26 231V232H25ZM54 231H56V232H54ZM66 231V232H65ZM161 231V232H160ZM166 231V232H165ZM22 232V233H21ZM162 232H165V233H162ZM181 232L182 234H184V235H182V234H179V233ZM198 232V231H197ZM243 232V231H242ZM14 233V234H13ZM161 233V234H160ZM8 234V236H6ZM22 234V235H21ZM63 234V235H62ZM65 234V235H64ZM123 234V235H122ZM164 234V235H163ZM242 234H244V232L242 233ZM15 235V236H14ZM17 235H18V237H17ZM23 235H24V237H23ZM35 235V236H34ZM56 235V236H55ZM80 235H83V236H80ZM128 235V236H127ZM184 236V238L183 237H180V236ZM241 235V233L239 234V236ZM71 236V237H70ZM74 236V237H73ZM192 236V237H191ZM199 236H201V235H199ZM261 236V235H260ZM9 237V238H8ZM11 237H13V239L11 238ZM15 237H16V240H14L15 239ZM63 237H65L64 239H63ZM264 237V236H263ZM52 238V239H51ZM178 238V239H177ZM211 239V236L210 237H207V238H205L206 240L207 239ZM258 238V237H257ZM17 239H18V241H19V239L21 240V242L19 241V243H18V245L15 243V245L13 246V242L11 241V240H14L15 242L17 241ZM31 239V240H30ZM62 239H63V242H62ZM188 239V240H187ZM192 239V240H191ZM261 239H263L262 237H261ZM261 239H254L255 241L254 242H252V245H255L256 243V246L257 245H259V246H262L263 248H264V242H263V240H261ZM4 242H3V241ZM25 240H27V242L25 241ZM183 240H184V242H183ZM186 240V241H185ZM259 240V241H258ZM261 240V241H260ZM24 241V242H23ZM64 241H67V242H64ZM73 241H74V243H73ZM188 241V242H187ZM190 241H193V242H190ZM203 241H205L204 239H203ZM7 242H8V244H7ZM9 242H10V244H9ZM24 244H23V243ZM79 242V243H78ZM178 242L180 243V245L178 244ZM186 242V243H185ZM256 242V243H255ZM20 243H22L24 246H25V243H26V248L29 250H27L24 246H21V245H19ZM182 243V244H181ZM205 243H207V241L205 242ZM28 244V245H27ZM32 244H34V245H32ZM36 244V245H35ZM251 244V243H250ZM260 244H262V245H260ZM11 245V246H10ZM69 245V246H68ZM97 245V246H96ZM186 245V246H185ZM199 245V244H198ZM9 248H8V247ZM18 246H20V248L18 247ZM33 246V249L31 248ZM21 247H24V248H22L21 249ZM65 247V248H64ZM92 247V248H91ZM186 247V248H185ZM262 247H260V249H261V252H260V250L258 251V253L257 252H252L251 251V258H250V260H251V263H257V264H259V263H263L264 264V249H262ZM31 248V249H30ZM48 248V249H47ZM184 248H185V250H184ZM8 249V250H7ZM16 249H17V251H16ZM20 249L22 250V251H20ZM182 249V250H181ZM19 250V251H18ZM263 250V251H262ZM44 251V252H43ZM179 251H183V252H179ZM198 251V250H197ZM198 251V252H199ZM19 253H20V255H22L21 256V258H19ZM41 253V254H40ZM47 253V254H46ZM156 253V254H155ZM257 253V254H256ZM3 254V255H2ZM17 254V255H16ZM175 254V256L173 257V255ZM181 254H183V255H181ZM205 256H206V253H203ZM42 255V256H41ZM204 255H202V256H204ZM233 255V254H232ZM256 255V256H255ZM177 256H179V257H177ZM195 256V257H194ZM199 256V257H198ZM204 256V257H205ZM255 256V257H254ZM6 257V258H5ZM23 257V258H22ZM35 258V260L33 259V258ZM171 257H172V259H171ZM254 257V258H253ZM32 258V259H31ZM206 258H208V255H207V257ZM260 259V261H259V259ZM18 260H19V263H18ZM40 260V261H39ZM193 260V261H192ZM262 260V261H261ZM16 261V262H15ZM42 261V262H41ZM176 261H178V262H176ZM186 261V262H185ZM190 261V262H189ZM198 261V262H197ZM40 262V263H39ZM259 262V263H258ZM195 262H193V263H191V264H196Z\"/></svg>",
	"mask_w": 264,
	"mask_h": 264
},
{
	"label": "bare ground",
	"instance_id": "2",
	"mask_svg": "<svg viewBox=\"0 0 264 264\" xmlns=\"http://www.w3.org/2000/svg\"><path fill=\"white\" fill-rule=\"evenodd\" d=\"M77 0H75V2H74V0H0V44L2 43H4L3 45H5V47L3 48V47H1L0 46V48H3L2 49V54H3V58H1L2 56H0V58H1V63L0 64H2V66H4L3 65V63H4V59L6 58L7 59V57L5 56V54L6 55H8V52H10L11 53V49H12V51L15 49V48H11L16 42L17 43H22V42H30V43H28V46H32V43H35V45H37V47L39 46V48H40V52L38 51V53L35 55L34 53L33 54H31V56H32V58H30V55L28 54V52L27 51H24L25 49H23L22 50V45L23 44H18V45H20L21 47V49L19 48V50H17V53L15 54V55H17L18 56V54L19 55H22L23 57L22 58H25V60L27 61V63H28V65H30V66H32V69H34L33 71H32V69L31 68H27V69H29V72H31V73H33L34 71L36 72L35 73V76L34 75H31V73H30V75L31 76H33V77H31V76H29V75H23V76H25L24 78H26L27 76H29V77H31V78H34V77H36V75H38L39 76V78H40V76H41V78L42 79H40V80H43V85L46 87V88H54V90L56 89H58L59 87H60V89H62L64 86H66L67 87V85H68V87H73V88H69V90L71 89V92H72V94H75V93H73V90L72 89H76V88H79V89H81L82 88V90H83V92L84 91H87V92H89V91H91L92 92V90L93 91H95V90H97L96 92H98L99 93V95H100V92H101V94L102 93H104V92H106V95H109L110 93H108L107 94V91L108 90H106V89H104L102 86V84H100V85H102L101 87H100V85H98V86H95V81L94 80H96L95 78H99V79H101V78H103L104 79V81H106V80H110L111 82H112V80H113V77H118V75H115L116 74V72H118L120 69H121V67L120 68H118V67H116L115 66V63L116 62H118V61H116V59H115V57H114V55H117V56H121L120 54H122V53H118V54H116L118 51H117V49H118V43H119V39L118 38H116V35H119L120 36V34H122V36H123V31L124 32H126V34H125V36L127 37V46L130 44V45H133V47L135 46L137 49H138V52L140 51V50H145V46H147L149 49H150V51L148 52V51H146V52H144V53H142V51H141V55L140 56H145L146 55V53H149V54H151V58H152V60H153V66H155V69L156 68H159V64L162 66V64L161 63H159V61L160 60H164V61H167V59H168V57H169V59H170V57H172V55H173V53L174 54H176V51H178V52H180V53H185L189 48H191L192 46H193V48L192 49H194L195 50V48H196V46H198L199 47V49H200V47L202 48V49H204L205 50V52L210 56V58H208V57H206L207 55H206V53H202V52H200V53H202L203 54V57L205 56V59L203 58V61L205 60V62L208 60V62H211V60H213L214 61V63H213V61H212V63H210V64H212L215 68H218V66H219V68H218V70H214V69H212L213 67H212V65H208L209 67L211 66V68L210 69H208V70H212L213 72H215L216 71V73L218 74L219 72H222L223 73V76L220 78V79H222V82H223V87L224 88H222V86L220 87V88H222V90L224 91V92H222L221 91V89L216 85V87L214 86V88H213V86L211 87L210 86V88H212V89H216V91H214V94H216L217 93V90H220L221 91V93H220V98H222L223 100V104L222 103H220V104H222L223 106V108H224V114H225V116H224V114L221 116V119H219V114H217L219 117L217 118V116H213V117H215V118H217L218 120H220V121H218V120H216V122H217V128H215V130L217 129V132H219V136L217 135V133H215L216 131H212L213 132V134H212V132H211V134L212 135H214V133H215V140L212 142V144H210L211 145V150H212V152L210 153H208L209 155H208V157H209V160H211V162H212V165H213V163H215V161H217V162H219V163H217V165H218V167L217 166H212V167H215V172H217V170H216V167L218 168V170H219V172H221L222 173V176L221 177H225L226 175H225V173H228L229 172V174L231 173V172H234L233 171V169H232V166H233V168H234V165L235 166H237L238 168H240V166H238V164L237 163H239V162H241V160H242V165H243V163H244V168H246L245 169V176H247V177H250V179L251 178H253V180L252 181H255L256 182V179L254 178L255 176L256 177H259L260 178V182H261V178L262 179H264V147L261 149H259L257 152H256V149H254V152L252 151L253 150V148H251V147H253L252 145H251V143L252 142H250L249 140L250 139H252L253 141H255L258 137H261V136H258V135H261L262 134V136H264V0H150L149 2L150 3H152L151 4V13H152V15H151V13L150 14H148V15H150V16H152V17H154V19L152 18V17H148V18H150V19H148V20H155V21H150L149 23H151V25H153L154 23H157V25L158 24H160V23H164V22H166L165 24H167V22H169V21H167L168 19H167V17L169 16L168 15V13H170V15H175L176 14V16L177 17H179V19H177V20H179L180 21V23H179V31H177L176 29H177V26H174L175 28H170V29H168L169 31H170V34H171V36H174V37H172V38H175V42L173 43V45H172V47L171 46H165V45H161L160 44V42L162 41V40H164V39H162V40H154V39H149V38H147V36H148V34H150V33H148L147 34V36L146 35H142L141 34V31L143 30H141V28H143L142 26H137L139 23H142V25H143V23H146V22H148L147 21V19L146 18H144V19H146L145 21H141L140 20V22H139V19L141 18V16H145V12H144V14L142 15L141 14V12L143 13V11H141L139 8V5L140 6H142L141 5V3L138 1V0H136V2H135V0L132 2L133 4H131V5H128L129 3H124L123 4V2H124V0L122 1V2H120V0H81V2L79 1H77ZM117 1H119L118 3H116ZM142 1V0H141ZM95 2V3H94ZM113 2H115L116 3V6H114L115 8H117L118 7V5H120V3L123 5V8H121V7H119V8H121L120 10L119 9H115L114 7H111L110 6V4L111 3H113ZM130 2V1H129ZM134 2L137 4V2H139L140 4L138 5H136V7H135V5H134ZM149 2H147L146 1V3H149ZM74 3H77V5L75 4L74 5ZM94 3V4H93ZM131 3V2H130ZM142 3H144V2H142ZM146 3H144L145 4V6H147L146 5ZM91 4H93V5H95L96 4V6L95 7H97V5L98 6H100L101 8H99V10L101 9V12L102 13H100V11H98L99 13H95L94 14V12H95V10H93L94 8H93V5H92V10L94 11V12H92L93 14H90L91 15V17H90V15H88V17H86L87 19H89L90 18V20L92 21V22H95V21H97L96 22V25H97V27H96V29H93V35H94V40H93V43H94V45H93V48H92V50L90 51V49H88V44H86V43H84L85 41H84V39L83 38H86L85 36L88 34L87 32V34H84L83 32H85V30L86 29H90L92 26H91V24H93V23H89L90 25H88V23H84L85 22V20H87V19H85L83 16L82 17H80L79 18V16H81V13L79 14L78 12L79 11H76V9L78 8L79 10H81V12L84 14V15H86V14H89V11L91 10ZM118 4V5H117ZM115 5V4H114ZM107 6H110V7H107ZM148 6H150V4L148 5ZM138 7V8H137ZM142 8V7H141ZM103 9V10H102ZM138 9L141 11H138ZM98 9L96 8V11H97ZM117 10H119V11H117ZM143 10V9H142ZM79 14V16L77 15V13ZM118 12H119V14H118ZM149 11H147L146 12V14L148 13ZM102 15V14H104L105 16H106V18L104 17V15H102V17H104V18H99V21L100 20H102V21H105V22H107V23H105L104 24V22H102L105 26H106V28H104L103 30L101 29V28H103V27H105L102 23L99 25V21L95 18L96 17V15ZM100 15V16H101ZM154 15V16H153ZM173 15H172V17H173ZM175 16V17H176ZM83 18H84V20H83ZM121 18V19H120ZM143 18V17H142ZM106 19V20H105ZM130 19H133L132 21H131V23H127L129 26L126 28V26H124V24L123 23H125L126 24V21H128L129 22V20ZM138 19V20H137ZM143 19V20H144ZM161 19H167V20H164V22H163V20H162V22H159L158 23V21L159 20H161ZM170 20H171V18H169ZM173 19H174V17H173ZM172 19V20H173ZM126 20V21H125ZM171 20V21H172ZM125 21V22H124ZM175 22V21H174ZM132 23H134V25L135 26H137V28L139 29L137 32H136V34H132L133 32H134V30L136 29L134 26H133V24ZM172 23V22H171ZM177 23V24H178ZM107 24V25H106ZM123 24V27H121V29L122 28H126V30H125V28H124V30H122V32L120 33V31H118V32H116L115 30H114V28L116 29V27L118 28V25H122ZM130 24L133 26H131L130 27ZM165 24H162V25H165ZM177 24H174V25H177ZM145 25V24H144ZM143 25V26H144ZM154 25H156V24H154ZM156 25V26H157ZM168 25H170V24H167V26ZM173 25V24H172ZM171 25V26H172ZM94 26H95V24H94ZM148 26H149V24H148ZM170 26V27H171ZM101 27V28H100ZM120 27V26H119ZM145 27H147V24H146V26ZM145 27H144V30H145ZM150 27V26H149ZM165 27V26H164ZM93 28H95V27H93ZM97 28H99L100 29V31H99V29H97ZM120 29V30H121ZM163 29V28H162ZM92 30V29H91ZM111 30H114V33H113V31H112V33L113 34H115V32H116V34L113 36V35H110V38L111 37H113V38H111L112 39V42L113 41H117V39H118V43H117V45H114L115 47L113 48V44H112V46H111V44H109V42L111 41L110 39L108 40V38H109V35H107V34H112V33H110V31ZM143 30V31H144ZM176 30V31H175ZM142 31V32H143ZM163 31V30H162ZM89 32V31H88ZM160 32V31H159ZM84 35H83V34ZM91 33V32H90ZM118 33V34H117ZM158 33V32H157ZM169 33V32H168ZM152 34V33H151ZM169 34V35H170ZM83 35V36H82ZM106 35H107V37H106ZM134 35H138L137 36V39L138 40H140V41H137L136 42V36H134ZM153 35H155V34H153ZM118 36V37H119ZM168 36V35H167ZM106 37V38H105ZM114 37L116 38V39H114ZM161 37V36H160ZM159 37V38H160ZM169 37V36H168ZM167 37V38H168ZM120 38V37H119ZM158 38V37H157ZM163 38H165V37H163ZM171 38V37H170ZM72 39H74L75 40V42L77 43V46H78V48H77V46H75V48H71V47H68V49H67V46H66V43H67V41H71ZM114 39V40H113ZM109 42H108V41ZM120 40H122L123 41V38L122 39H120ZM169 40V39H168ZM174 40V39H173ZM12 41H16V42H12ZM69 41V43L71 44V42L73 41H71L70 42ZM84 41V42H83ZM141 41H145L146 42V45L143 43V44H141L142 42ZM172 40H170V42H171ZM14 43L13 45H12V43ZM74 42V41H73ZM126 41H124V43H125ZM16 43V44H17ZM82 43H84L86 46H82V50L85 48V52L83 51L82 53L81 52H79L80 54H82V56L80 55V56H78V54H77V52H75V50L74 49H78V50H80V51H82L80 48H81V45H83ZM114 44H116L115 42H113ZM122 44L121 45H123V42H121ZM168 43V42H167ZM247 43H249V46L250 47H248V45H246ZM10 44L12 45V46H10ZM25 44V43H24ZM68 44V43H67ZM2 45V46H3ZM18 45H17V47H18ZM27 45V44H26ZM26 45H24L23 47L24 48H28V46H26ZM73 45V43L70 45V46H72ZM195 45V46H194ZM15 47H16V45H14ZM30 46V47H31ZM117 46V47H116ZM247 46V47H246ZM30 47L28 48L29 50H30ZM84 47V48H83ZM113 48V50H112V48ZM125 47H126V45H125ZM129 47V46H128ZM134 47V48H135ZM146 47V48H147ZM195 47V48H194ZM197 47V48H198ZM33 48H34V44H33V46H32V50H33ZM115 48H117L116 49V53L115 54H113L114 53V51H115ZM131 48V47H130ZM135 48V49H136ZM17 49V48H16ZM36 49V48H35ZM34 49V51L35 52H37L36 50ZM70 49V50H69ZM120 49V48H119ZM122 49H124L123 47H122ZM20 50H22V51H24V52H27V54H25V53H22V51H20ZM38 50V49H37ZM72 50H74V53H72L73 51ZM77 50V51H78ZM125 50V49H124ZM130 50H132L131 52H136V53H138L137 52V50L136 51H134L133 50V48H131ZM129 50V51H130ZM1 51V50H0ZM19 51V52H18ZM112 51H113V53H112ZM122 51V50H121ZM189 51H191V53H192V50H190L189 49ZM189 51H187V53L189 54ZM197 51V50H196ZM196 51H194L193 52V54L194 53H197ZM5 52V53H4ZM20 52H21V54H20ZM31 52H33V51H31ZM177 52V53H178ZM30 53V52H29ZM77 55H76V54ZM125 53V52H124ZM129 53V52H128ZM127 53V54H128ZM179 53V54H180ZM1 54V55H2ZM126 54V53H125ZM130 54V53H129ZM132 54H133V56H134V53H131L130 55L132 56ZM140 54V52L138 53V55ZM185 55V59H186V57L188 56L189 57V55ZM197 54H199V53H197ZM205 54V55H204ZM36 56V59H34L35 57H33V56ZM129 55V56H130ZM177 55V54H176ZM194 55H196V54H194ZM200 56H202L201 54H199ZM199 55H197V56H199ZM4 56H5V58H4ZM9 56V55H8ZM12 56V55H11ZM14 56V55H13ZM13 56H12V58H13ZM116 56V58L118 59H120V57H117ZM139 56V58L141 59V58H143V57H140ZM175 56V55H174ZM20 56H18V58H19ZM125 57H126V55H125ZM128 57V56H127ZM137 57V56H136ZM135 57V58H136ZM147 57L149 58V56L147 55ZM17 58V57H16ZM21 58V60L23 61V59ZM122 58L123 59H125L123 56L121 57V60H122ZM138 58V57H137ZM175 58H176V56H175ZM200 58V57H199ZM206 58H208L207 60H206ZM15 59V58H14ZM178 59V58H177ZM180 59V58H179ZM185 59H181V60H185ZM189 59V58H188ZM188 59H186L187 61H190V60H188ZM190 59H191V56H190ZM193 59V58H192ZM191 59V60H192ZM195 59V58H194ZM201 59V58H200ZM211 59V60H210ZM15 60H17V59H15ZM20 59H18L17 61H19ZM20 60V61H21ZM150 60V59H149ZM149 60H147V63L146 64H148V61ZM173 60V59H172ZM16 61V62H17ZM133 61H135V59L133 60ZM132 61V62H133ZM143 61H145L144 59H143ZM142 61V62H143ZM176 61V60H175ZM186 61V62H187ZM201 61V60H200ZM6 62H8V64H9V62L11 63V61L9 60H6ZM12 62H14V61H12ZM137 62H138V60H137ZM140 62V61H139ZM168 63H170L169 61H167ZM207 62V63H208ZM15 63V62H14ZM23 63V62H22ZM22 63H20L19 62V64H21L22 65ZM131 63V62H130ZM129 63V64H130ZM149 63H152V61L151 62H149ZM165 63V62H164ZM18 64V63H17ZM16 64V65H17ZM124 64V63H123ZM122 64V65H123ZM133 64H134V62H133ZM135 64H136V62H135ZM144 64H145V62H144ZM203 64V63H202ZM9 65H11V64H9ZM8 65V66H9ZM12 65H13V63H12ZM26 65V64H25ZM121 65V66H122ZM149 65V64H148ZM166 65H168V64H166ZM29 66V67H30ZM124 66V65H123ZM135 67H136V65H134ZM138 66V65H137ZM141 66V65H140ZM151 66V65H150ZM152 66V67H153ZM186 66V65H185ZM221 66V67H220ZM14 67V66H13ZM19 67V66H18ZM134 67V68H135ZM142 67V66H141ZM0 68H1V65H0ZM10 68H12V66L10 67ZM9 67H7L6 68V70L7 69H10ZM22 68V67H21ZM20 68V71L22 70V69H24V68H22L21 69ZM25 68H26V66H25ZM117 68H118V70H117ZM127 68V67H126ZM124 69V70H127V69H129L130 67H128L127 69ZM132 68V67H131ZM145 69H146V67H144ZM184 67H182V69H183ZM190 68V67H189ZM197 68V67H196ZM221 68V69H220ZM13 69H15V68H13ZM19 69V68H18ZM136 69V68H135ZM140 69V68H139ZM144 69V70H145ZM149 69V68H148ZM191 70H193L192 68H190ZM189 69V70H190ZM219 69L221 70V71H219ZM223 69V70H222ZM5 70V69H4ZM16 70H17V67H16ZM124 70L122 71V72H124ZM131 70H133V69H131ZM137 70V69H136ZM136 70H133L134 72L136 71ZM142 70H143V67H142ZM157 70V69H156ZM155 70V71H156ZM199 71L201 70V69H198ZM28 71V70H27ZM140 71H141V69H140ZM140 71H136V72H138V76H139V74L141 75V73H139ZM147 71V70H146ZM150 71H152V70H150ZM154 71V70H153ZM158 71V70H157ZM196 71V70H195ZM203 71V70H202ZM212 71L210 72L211 73V76H212ZM6 71H2V73H5ZM26 72V71H25ZM130 72V74L131 73H133L132 71H129ZM128 72V73H129ZM168 72V71H167ZM192 72V71H191ZM10 73V72H9ZM22 73V72H21ZM126 73H127V71H126ZM125 72H124V75L126 74ZM127 73V74H128ZM159 73H161V72H159ZM159 73H157L156 72V74H159ZM205 73V72H204ZM222 73H219V75L220 74H222ZM12 74V73H11ZM26 74H29L28 72L26 73ZM34 74V73H33ZM121 74V73H120ZM119 74V75H120ZM143 74V73H142ZM144 74H146L145 73V71H144ZM155 74V75H156ZM182 74V73H181ZM202 74V73H201ZM10 75V74H9ZM12 75H15V74H12ZM17 75H19V73H17ZM129 75V74H128ZM132 75V74H131ZM149 74L147 73V75H143V77L142 78H144V76H148ZM154 75V74H153ZM169 74L167 73V75L166 76H168ZM184 75V74H183ZM194 75V74H193ZM192 75V76H193ZM198 75V74H197ZM203 75H206V73L205 74H203ZM207 75H208V73H207ZM206 75V77H208ZM6 76V75H5ZM23 76H21L22 78H23ZM130 76V75H129ZM128 76V77H129ZM138 76H135V78L136 79H138L137 77ZM159 76V75H158ZM157 76V77H158ZM221 76V75H220ZM2 77H4V76H2ZM9 77H11V75L10 76H6V78L5 79H3L4 81L5 80H9ZM28 77V78H29ZM156 77V80L157 79H159V78H157ZM218 77V76H217ZM1 78V77H0ZM8 78V79H7ZM12 78V77H11ZM17 78V77H16ZM18 78H20L19 76H18ZM39 78H36L37 80L39 79ZM94 78V79H93ZM120 78H121V80H120ZM119 78V80L120 81H123V80H125V79H123V75L121 76ZM124 78H125V76H124ZM127 78V77H126ZM131 78V77H130ZM146 78V77H145ZM148 78V77H147ZM151 79H152V77H150ZM154 78V80H155V77H153ZM181 78V77H180ZM179 78V79H180ZM210 78H212L210 81L213 83L214 81V79H215V77L214 76H212V77H210ZM209 78V79H210ZM219 78V77H218ZM2 79V78H1ZM98 79V80H99ZM116 79V78H115ZM123 79V80H122ZM161 79H163V78H161ZM161 79H159V80H161ZM177 79H178V77H177ZM182 79V78H181ZM37 80L35 81V82H37ZM119 80L118 81H116L115 82V84H114V86L117 84V82L119 83ZM139 80V81H138ZM137 81L138 82H140V80L142 81V79H138ZM150 80V79H149ZM149 80H147V82L149 81ZM153 80V82H156V81H154ZM33 81V80H32ZM48 81H50L51 82V84L50 83H48ZM66 82L67 83V85H59L58 83H55V82ZM130 81V80H129ZM128 80H125V82L126 83H129L128 84V86L127 87H129V85H130V82H129ZM151 81V80H150ZM207 81H209L208 79H207ZM206 81V82H207ZM210 81L209 82H207V83H210ZM215 81H218V80H216L215 79ZM221 81V80H220ZM1 82V81H0ZM5 82H7V81H5ZM9 82V81H8ZM35 82H34V85H35ZM39 82V81H38ZM42 82V81H41ZM100 82H101V80H100ZM103 82V81H102ZM135 82V81H134ZM138 82H136V83H138ZM143 82H145V79H144V81H142L141 83H143ZM175 82H176V80H175ZM174 82V83H175ZM193 82V81H192ZM201 82V81H200ZM2 83H4L3 81H2ZM19 83H20V81H19ZM19 83H18V86H19V88H17V90L18 89H21V92L20 93H22V94H24V89H25V85L24 84H22L23 82H21L20 84L21 85H19ZM53 83V84H52ZM96 83H97V81H96ZM104 83H109V82H104ZM122 83V82H121ZM121 83H120V85H121ZM132 83V82H131ZM135 83V85H137ZM141 83H140V85H141ZM167 83V82H166ZM215 83V82H214ZM27 84V83H26ZM41 85H42V83H40ZM55 84H58L59 85V87L58 86H55ZM133 84V83H132ZM153 84V83H152ZM196 84V83H195ZM194 84V88L196 89V88H200L201 86H196ZM217 84V83H216ZM219 84V83H218ZM1 85V87H2V84H0ZM16 85H17V83H16ZM22 85H24L23 87H22ZM37 85H39V83L37 84ZM43 85L41 86V87H43ZM110 85V84H109ZM108 85V86H109ZM119 85V84H118ZM125 85V84H124ZM200 85V84H199ZM212 85V84H211ZM221 85V84H220ZM9 86V85H8ZM31 86V85H30ZM112 87L111 89H114L115 87ZM117 86V85H116ZM150 86V85H149ZM0 87V88H1ZM6 88V86H3V88ZM27 88H28V86H26ZM35 87H36V85H35ZM62 87V88H61ZM67 87V88H68ZM111 87V86H110ZM122 87H123V83H122ZM138 87V86H137ZM142 87H143V85H142ZM44 88V87H43ZM46 88L44 89V91L46 90ZM106 88V87H105ZM124 88H126V87H124ZM138 88H140V87H138ZM218 88V89H217ZM32 89V90H31ZM30 90L31 91H34V87L33 88H31ZM36 89H38V88H36ZM41 89V88H40ZM48 89H47V91H48ZM202 89V88H201ZM212 89H210L211 91L210 92H213L212 91ZM1 90V89H0ZM3 90V89H2ZM26 90V89H25ZM82 90H80V92H78L79 94L80 93H82ZM117 90V88L114 90V93H116V92H118V91H116ZM125 90V89H124ZM159 90V89H158ZM191 89H190V87H189V91H190ZM194 90V89H193ZM37 91V90H36ZM50 91V90H49ZM61 91H63V90H61ZM68 91V90H67ZM74 91H76V90H74ZM116 91V92H115ZM129 91V90H128ZM204 91V90H203ZM19 92H17V93H19ZM42 92H43V90H42ZM46 92V91H45ZM44 92V93H45ZM51 92V94H52V96H54V95H57L58 94V92H56V91H50ZM55 92V93H54ZM109 92V91H108ZM113 92V91H112ZM112 92H111V94L110 95H112ZM193 92V91H192ZM196 92V91H195ZM7 93V92H6ZM5 93V94H6ZM28 93V92H27ZM27 93H25V94H27ZM34 93V92H33ZM54 93V94H53ZM65 93L66 92H62V94H60L59 96L60 97H62V96H65ZM68 93V92H67ZM97 93V94H98ZM197 93H198V95H199V93H200V95L202 94L201 93V90H199V91H197ZM226 94V96H225V94ZM21 94V95H22ZM24 94V95H25ZM48 94H49V92H48ZM50 94V95H51ZM69 94H71V93H69ZM84 93H82V95H83ZM92 94V93H91ZM96 94V93H95ZM124 94V93H123ZM192 94V93H191ZM213 94V95H214ZM12 95V94H11ZM28 95V94H27ZM30 95V94H29ZM39 95H40V93H39ZM39 95H37V97L36 98H38V96ZM41 95H44L45 96V94H42L41 93ZM41 95H40V97H41ZM67 95V94H66ZM90 95V94H89ZM103 95V94H102ZM129 95V94H128ZM166 95V94H165ZM164 95V96H165ZM217 95V94H216ZM4 96V95H3ZM2 95H1V97H3ZM14 96H16V95H14ZM19 96V95H18ZM46 96H47V92H46ZM58 96V97H59ZM74 97H77V96H79V95H73ZM105 96V95H104ZM126 96V95H125ZM215 96V95H214ZM214 96H211L210 98H208V99H211L212 97H214ZM12 97H13V95H12ZM26 97V96H25ZM25 97H23V99H21V103H22V105H21V108L19 109V110H21L20 111V117L22 116V117H24V118H21V120L19 121V122H21L20 124L22 125V129L24 128L25 130H26V132L28 133V136H26V137H24V136H22V131L20 132V131H18L17 129V132L18 133H20V136H22L23 138H21L20 136V138L21 139H19L18 138V141H17V139H15L17 142H18V147H14V146H12L11 147V145L9 146V148H10V150L8 149V145H7V148L5 147V145L4 146H2L3 147V150H5L6 149V151L7 150H9L10 152H11V150H12V153H13V151L15 152H17V148H18V150L20 151V152H23V154H24V156H25V158L23 159L24 161H25V165H27V167H24V170H25V175L27 174L28 175V177L27 178H31L32 179V176H34V178L33 179H37V177L36 176H38V175H40V174H37V171H35V170H37L35 167H33L34 166V164L36 163L37 164V162H36V159L37 158H35V156L34 155H36V154H41V155H46V154H52L51 152H53L52 151V147L50 148V149H47L46 147H48V146H46V147H43V144H45L46 142H47V145H48V142H51V140H53V139H50V141L49 140H47V139H43L42 137L40 138V139H38L37 137V135L35 134V132H32L33 131V128H35V127H37V125H36V122L37 121H35V123L33 122V125L35 124L36 126L35 127H33L32 128V124H31V121L30 120H32V119H29L30 117L31 118H34L35 116H37L38 118L40 117V118H42V120L44 119H47V122L48 121H51L52 122V124H59L60 123V120H61V116H63V115H61V114H64L63 113V111H64V108H69V107H71V106H69V105H67L66 106V103L68 104H72L73 103V105H72V107L75 105V107H73V110L76 108V106H78V104H82V103H78L77 105H76V99L75 100H73V102L72 101H70V102H72V103H70V102H64L65 104H64V106H62L61 108H60V106H56V107H58V108H56L55 107V101L57 100V97H55L56 99H55V101L54 100H51V101H54V106H53V103H52V105L51 104H49V105H47V103H45L46 105H47V107H45L43 104H44V102L42 101H36V99L35 100H31L29 97V99H26ZM31 97V96H30ZM81 97V96H80ZM80 97H79V99H80ZM85 97H87V96H85ZM91 97V96H90ZM108 98L110 97V96H107ZM114 97H115V95H114ZM206 97V96H205ZM219 97V96H218ZM3 98H5V97H3ZM18 98V97H17ZM47 99H48V97H46ZM45 98V99H46ZM82 98V97H81ZM100 98H101V100H102V103H103V106L105 105V108H108V107H110V101L109 100H107L106 99V97H103L102 98V96H100ZM126 98V97H125ZM124 98V99H125ZM164 98V97H163ZM170 98V97H169ZM172 98V97H171ZM202 98L204 99V96H202ZM216 98H217V96H216ZM215 98V99H216ZM220 98H219V100H220ZM11 99H13V98H11ZM39 99V98H38ZM109 99H111V98H109ZM113 99V98H112ZM115 99V98H114ZM114 99L112 100L113 102H114ZM195 99V98H194ZM199 99V98H198ZM202 99V100H203ZM214 99V98H213ZM214 99V100H215ZM15 100H16V98H15ZM18 100V99H17ZM78 100V99H77ZM84 100H85V98H84ZM92 100V99H91ZM96 100V99H95ZM99 100V99H98ZM129 100H130V98H129ZM128 100V101H129ZM162 100V99H161ZM196 100V99H195ZM201 100V101H202ZM212 100V99H211ZM213 100V102H216L217 103V100L218 99H216L215 101ZM4 101V100H3ZM10 101H12V100H10ZM14 101V100H13ZM50 101V102H51ZM65 101H69V100H65ZM76 103H75V102ZM94 101V100H93ZM97 101V100H96ZM120 102L122 101V100H119ZM199 101V100H198ZM197 101V102H198ZM208 101V100H207ZM207 101H203V103L205 104ZM1 102V101H0ZM15 102V101H14ZM18 102V101H17ZM57 102L59 103V101L57 100ZM56 102V103H57ZM99 102V101H98ZM130 102V101H129ZM210 102V101H209ZM212 102V101H211ZM6 103H9V102H6ZM75 103V104H74ZM97 103V102H96ZM115 103H116V101H115ZM119 103V102H118ZM159 103V102H158ZM163 103V102H162ZM167 103V102H166ZM169 103V102H168ZM195 103V102H194ZM198 103H200V101L198 102ZM203 103H201L202 105H204ZM215 103V104H216ZM219 103V102H218ZM10 104V103H9ZM84 104V103H83ZM101 104V103H100ZM99 104V105H100ZM117 104V103H116ZM121 104V103H120ZM120 104H118V105H120ZM127 104V103H126ZM196 104L197 103H195V107H196ZM200 104V105H201ZM207 104H209V103H207ZM207 104H205L204 106H203V108L205 107V106H207ZM214 104V103H213ZM214 104V105H215ZM5 105H7V104H5ZM11 105H12V103H11ZM10 105V106H11ZM52 106V107H55V108H52V107H50L49 108V106ZM58 105V104H57ZM59 105H60V103H59ZM97 105H98V103H97ZM128 106H129V103L127 104ZM201 105V106H202ZM217 106L219 105V104H216ZM9 106V105H8ZM7 106V107H8ZM9 106V107H10ZM66 106V107H65ZM79 106H81V105H79ZM77 107V109H75V111L77 110H80L81 108L80 107ZM89 106V105H88ZM92 106H94L93 105V102H92ZM96 106V105H95ZM197 106H199L198 104H197ZM213 106V105H212ZM7 107H5V109L7 108ZM8 107V108H9ZM72 107H71V109H72ZM83 107V106H82ZM87 107V106H86ZM91 107V106H90ZM89 107V108H90ZM97 107V106H96ZM95 107V108H96ZM117 107V106H116ZM131 107H132V105H131ZM130 107V108H131ZM166 107L168 108V106L166 105ZM210 107H211V105H210ZM209 107V108H210ZM214 107V106H213ZM221 107V105H220V107L219 108H222ZM1 108V107H0ZM8 108L6 109V112L8 111ZM19 108V107H18ZM59 108L60 109H63L62 110V112L59 110ZM89 108L88 109H86L85 108V110H89ZM99 108V107H98ZM111 108V107H110ZM127 108V107H126ZM159 108V107H158ZM165 108V107H164ZM178 108V107H177ZM177 108H174L175 110L177 109ZM202 108V109H203ZM208 108V106H207V109H209ZM215 108V107H214ZM223 108H222V110H223ZM2 109V108H1ZM10 109V108H9ZM17 109V108H16ZM16 109H14V110H16ZM71 109H69V110H71ZM100 109V108H99ZM103 108H101V110H102ZM193 109V108H192ZM207 109H205L206 110V112L208 111ZM211 109V108H210ZM65 110H67V109H65ZM69 110H67V112L69 111ZM93 110V109H92ZM198 112H199V110L198 109H196ZM204 110V111H205ZM10 111V113H11V110H9ZM8 111V112H9ZM75 111H72V112H75ZM76 111V112H77ZM104 111V110H103ZM117 111V110H116ZM129 111V110H128ZM161 111H163L162 109H160V112ZM174 111V110H173ZM191 111V110H190ZM6 112H5V114L4 115H7V117H8V114H6ZM16 112V111H15ZM64 112H66V111H64ZM82 112V111H81ZM94 112V111H93ZM111 112H112V110H111ZM114 112V111H113ZM121 112H123V111H121ZM125 112H127V111H125ZM130 112V111H129ZM194 112H195V110H194ZM197 112V113H198ZM218 112H220V113H222V111H218ZM69 113H71L70 111H69ZM80 112L78 111L77 112V114H79ZM83 113H84V111H83ZM83 113H80V114H82V116H83ZM85 113H86V111H85ZM101 113H102V111H101ZM110 113V112H109ZM120 113V112H119ZM164 113V112H163ZM196 113V112H195ZM14 114H17V113H12V115L14 116ZM66 114V113H65ZM75 113H73V116H72V113H71V115H70V118L72 119V120H74L75 121V117L77 116V114H75ZM80 114H79V116H80ZM98 114H99V112H98ZM122 114V113H121ZM127 114V113H126ZM191 114V113H190ZM193 114V113H192ZM2 116H3V113L1 114ZM69 114L67 113L66 114V116H64L65 118L68 116ZM86 115V114H85ZM116 115L117 114H115V117H116ZM119 115V114H118ZM130 115H132L131 113H130ZM153 115V114H152ZM187 115V114H186ZM1 116V118H3ZM9 116H11L10 114H9ZM33 116V117H32ZM72 116V117H71ZM75 116V117H74ZM95 116H96V114H95ZM102 116V115H101ZM110 116V115H109ZM111 116H112V114H111ZM110 116V117H111ZM126 116V115H125ZM188 116V115H187ZM190 116V115H189ZM188 116V117H189ZM205 116V115H204ZM211 116V115H210ZM7 117H6V120H8L7 119ZM12 117V116H11ZM14 117H16V118H18L16 115L14 116ZM19 117V118H20ZM37 117H35L36 119H37ZM81 117V116H80ZM90 117H91V115H90ZM114 117V116H113ZM13 118V117H12ZM12 118H10V126L11 125H13V127H15L14 126V122H13V120H12ZM67 118H69V117H67ZM66 118V119H67ZM68 119V120H66L67 122H70L69 120H71V119ZM74 118V119H73ZM86 118V120H84V121H86L87 122V126L86 127H89L88 125H89V123H88V121H87V117H85V116H83L82 118H79L78 119V117H77V119H76V121L77 120H81L80 122H82L83 121V119H85ZM92 118V117H91ZM95 118V117H94ZM126 118H127V116H126ZM192 118V117H191ZM194 118V117H193ZM206 118V117H205ZM88 119H90L89 117H88ZM100 119V118H99ZM99 119H97V120H99ZM101 119H103V118H101ZM100 119V120H101ZM109 119V118H108ZM107 119V120H108ZM203 119V118H202ZM5 120V121H6ZM15 120V119H14ZM38 120V119H37ZM41 120V119H40ZM41 120V121H42ZM63 120V119H62ZM61 120V121H62ZM65 120V119H64ZM106 120V121H107ZM111 120V119H110ZM192 120V119H191ZM193 120H195V119H193ZM209 120V119H208ZM5 121H0V130L3 128V130H6V133H5V135L8 133L7 131L8 130H10V127L8 128V129H5L4 127L6 126V125H8L9 123V121L6 123ZM32 121H34V120H32ZM83 121V122H84ZM96 121V120H95ZM103 122H104V119L102 120ZM101 121V122H102ZM126 121V120H125ZM206 121V120H205ZM215 121V120H214ZM18 122V123H19ZM71 122H73V121H71ZM108 122V121H107ZM104 123V124H109V123ZM4 123H6L5 124V126L3 125ZM15 123L16 124H18L17 123V121H15ZM39 123L41 124V122L39 121ZM38 123V125H40ZM49 123V122H48ZM77 123V122H76ZM96 123H98V122H96ZM114 123V122H113ZM45 124H47V123H45ZM80 124H82V123H80ZM95 124V123H94ZM215 124V123H214ZM20 125V126H21ZM56 125V126H57ZM59 125H61V124H59ZM58 125V126H59ZM79 125V124H78ZM96 126L98 125V124H95ZM101 125V124H100ZM99 125V127L100 128H103L104 127V125H103V127H101ZM110 125V124H109ZM108 125V126H109ZM213 125V124H212ZM211 125V126H212ZM45 127H46V125H44ZM51 125H49L48 127H50ZM96 126H95V128H96ZM106 126V125H105ZM114 126V125H113ZM118 126V125H117ZM120 126V125H119ZM214 126V125H213ZM215 126V127H216ZM17 127V126H16ZM18 127H19V124H18ZM52 127V126H51ZM61 127H64V125L62 126H60V130H59V128H57L59 131H61ZM68 127V126H67ZM71 126H69V128H70ZM73 127V126H72ZM71 127V128H72ZM75 127V126H74ZM92 127H93V123H92ZM98 127V128H99ZM107 127V126H106ZM110 127V126H109ZM109 127L108 128H105V129H109ZM20 128V129H21ZM38 128V127H37ZM53 128V127H52ZM51 128V129H52ZM70 128V129H71ZM77 128V127H76ZM79 128V127H78ZM91 128V127H90ZM97 128V129H98ZM111 129H112V126L110 127ZM212 128H214V127H212ZM13 129V128H12ZM51 129H49L50 131H52ZM65 129V128H64ZM93 129H94V127H93ZM2 130V131H3ZM46 130H47V127H46ZM55 131H53V133H57V130L56 129H54ZM62 130H63V128H62ZM73 130V129H72ZM75 130V129H74ZM77 130V129H76ZM79 130H80V128H79ZM81 130H83V129H81ZM89 130V129H88ZM91 130H92V128H91ZM91 130H89V131H87V129H86V131H87V133L89 132V135H93V133L91 132ZM99 130H101V129H99ZM120 130V129H119ZM123 130V129H122ZM160 130V129H159ZM208 130H210V129H208ZM50 131H48V132H50ZM69 131V130H68ZM71 131V130H70ZM69 131V132H70ZM86 131H84L85 133H86ZM96 131V130H95ZM102 131H106V130H101V133H102ZM38 132H40V131H38ZM44 132V131H43ZM67 132V131H66ZM72 132V131H71ZM74 132V131H73ZM72 132V133H73ZM77 132V131H76ZM81 132H83V131H81ZM81 132H79L80 134H82ZM90 132H91V134H90ZM109 132H111L110 131V129H109ZM108 132V133H109ZM112 132H114V131H112ZM117 132H118V130H117ZM120 132V131H119ZM122 132V131H121ZM163 132H164V130H163ZM2 133H4V132H2ZM1 133V131H0V134H2ZM47 133V132H46ZM61 133H62V131H61ZM64 133V132H63ZM63 133H62V135H63ZM71 133V136H70V139L69 140H72V142H71V145H75L76 143L75 142H77V143H79L80 144V142L82 143V141H80L79 142V139H80V137L79 136H77V135H74V136H72L73 134ZM78 133V134H79ZM98 134H100V131H98L97 132ZM125 133H126V131H125ZM151 133V132H150ZM16 134V133H15ZM24 134V133H23ZM38 134V133H37ZM41 134V133H40ZM44 135H47V134H45V133H43ZM42 134V135H43ZM51 134V133H50ZM66 134V133H65ZM77 134V133H76ZM79 134V135H80ZM110 134V133H109ZM112 134V133H111ZM210 134V135H211ZM8 136H11V135H9V134H7ZM24 135H26V134H24ZM43 135V136H44ZM60 135V134H59ZM67 137H69L68 136V132H67ZM66 135H65V137H66ZM69 135H70V133H69ZM84 135V134H83ZM104 136H105V134H103ZM114 135H116L115 133H114ZM210 135H208L209 137H210ZM3 135H0V143L2 142V141H4V143H5V141L9 138V140L10 139H12V142H13V138H11V137H8L7 138V136H5V138H7L6 140L2 137ZM12 136H13V134H12ZM17 136V135H16ZM49 136V135H48ZM47 136V137H48ZM61 136V135H60ZM94 136H96V134L94 133V135H93V138H95ZM98 136H100L101 137V135H98ZM98 136H96L97 138H98ZM109 136V135H108ZM122 136V135H121ZM124 136V135H123ZM157 136V135H156ZM164 136V135H163ZM258 136V137H257ZM51 136H49L48 138H50ZM54 137V136H53ZM58 136H56V138H57ZM66 137V138H67ZM90 137V136H89ZM89 137H87V139L89 138ZM92 137V136H91ZM111 137V136H110ZM134 137V136H133ZM160 137V136H159ZM165 137V136H164ZM217 137V138H216ZM36 138H37V140H36ZM46 138V137H45ZM52 138V137H51ZM102 138V137H101ZM107 138V137H106ZM120 138V137H119ZM125 138V137H124ZM254 138H255V140H254ZM4 139V140H3ZM59 139V138H58ZM58 139H56L54 142L52 141V144H53V146H55V145H58ZM90 139V138H89ZM161 139V138H160ZM191 139V138H190ZM214 139V137L213 138H211V140H213ZM259 140H261V139H264L263 137H261V138H258ZM9 140H7L8 142H9ZM64 140H65V138H64ZM66 140H68V139H66ZM84 140V139H83ZM102 140V139H101ZM107 140V139H106ZM108 140H109V138H108ZM111 140V139H110ZM113 140V139H112ZM115 140V139H114ZM131 140H134V139H132L131 138ZM139 140V139H138ZM210 140V139H209ZM208 140V141H209ZM211 140H210V142H211ZM16 141H14L13 143H15ZM45 141V142H44ZM61 141L63 142V139H61ZM89 140H87V142H88ZM94 146L95 147H91V149L93 150V149H95L96 148V146L98 145V144H100V143H98L97 145H95V143H97L96 142V140L94 139ZM105 141V140H104ZM116 141H118L117 139H116ZM116 141H114V142H116ZM135 141V140H134ZM11 142V140H10V144H13ZM16 142V143H17ZM60 142V141H59ZM65 142V141H64ZM66 142H68V141H66ZM65 142V143H66ZM84 142H86V141H84ZM91 142H93V140L91 141ZM109 142V141H108ZM120 142V141H119ZM248 142V143H247ZM3 143V142H2ZM1 143V144H2ZM61 143V142H60ZM68 143H70V142H68ZM102 143H104V142H102ZM107 143V142H106ZM112 143V142H111ZM137 143V142H136ZM203 143V142H202ZM202 143H198V145H199V149H198V146L197 147H195L196 148V150L194 151V150H190L189 148L188 149H186L185 151H184V153L183 154H181V153H179V156H181L182 157V155H183V159L186 161H183V159H182V162H184V163H186V165H182L183 167L182 168H185V169H187L186 171H184L183 170V172H185L183 175L184 176H186V178L187 177H189L187 180V182H188V185H189V191L187 190V186L185 185V181H181V178H180V182L179 181H177V186L179 187V189H181L182 190V192H183V195L185 196V198L187 197V196H189L190 194L188 193V192H192V196H194V197H192L193 199L195 198V199H197V201H198V203H199V205H198V203H197V207L199 208V210H197L196 209V211H200V212H198V213H200L199 215L198 214H196L195 213V215H197V217L195 216H193L194 218H197L196 219V221H194L195 219H192L194 222H192L191 221V223H195L196 224V222H197V224H196V227L192 224L191 225V228L189 229V231H188V229H187V233L186 234H188V233H190V234H192L191 232H190V230H192V226H194L193 227V230H194V235H193V241H194V243H189L190 245H189V247L191 246V249L190 248H186L187 250H189V251H187V253H189V255L187 254V256H190L191 254V251L193 252H195L194 254H200L201 252H202V255H204L203 253H206V256L204 257V256H198L199 258H198V261H199V264H254V263H251V260H250V258H251V255L253 254H251V251L253 252H257L258 253V251L260 250V252H261V249H260V247H262V246H259V245H257L256 246V244L255 245H252V242H254L256 239H261V237L263 238V239H261V240H263V242H264V218H263V220H261V221H259L260 223H259V225H258V227H252L251 229L248 227L247 228V226H246V228H244V229H242V228H240V227H238L239 225H237V222L236 223H234V221H235V216H234V214H230V212L227 214V212H225L224 211V203L225 202H227L228 200H230V199H227L228 197H225V194H226V192L227 191H225L224 190V188L223 187H221V184L224 182H222L221 184H219L220 183V180L219 181H217V179H220V178H217L216 179V182H218V184H219V187L218 188H220V194H218V190L219 189H217V191H215V187L213 186V183H215V181L213 180V182L212 181H209V180H206V176H208L207 175V173H204L203 174V172L205 171H203V168L205 167V165L204 166H201L202 165V163L204 164V161H202V160H200V157L202 156V153H200L201 154V156H199L196 152L199 150V152L202 150V149H200V148H202L204 145H207V143H205L203 146H202ZM242 143H244V144H246V145H244L245 146V149H244V147H243V144ZM257 143V142H256ZM261 143L264 145V142H262L261 141ZM1 144H0V148H2L1 147ZM8 144V143H7ZM67 144V143H66ZM86 145V143H82V145ZM88 144H90V142L88 143ZM120 144V143H119ZM131 144V143H130ZM130 144H127V146L129 147L130 146ZM140 144V143H139ZM247 144H248V147H247ZM250 144V145H249ZM261 144V145H262ZM46 145V144H45ZM44 145V146H45ZM51 145V144H50ZM78 145V144H77ZM103 145V144H102ZM115 145V144H114ZM123 145H125V144H123ZM191 145H193V144H191ZM200 145L202 146V147H200ZM256 145V144H255ZM52 146V145H51ZM59 146H61V145H59ZM80 145H78V147H79ZM88 146V145H87ZM99 147H101V144L100 145H98ZM131 146H132V144H131ZM190 146V145H189ZM194 146H196V145H194ZM208 146V145H207ZM84 147V146H83ZM105 147H107V145L106 146H104L103 148H105ZM113 147V146H112ZM123 147V146H122ZM121 147V148H122ZM136 147V146H135ZM138 147H139V145H138ZM191 147V146H190ZM205 147V146H204ZM260 147V146H259ZM5 148V149H4ZM63 148V147H62ZM66 148H68V149H66L68 152L69 151H71V149L73 148V147H71L70 146V150H69V146L67 145V147ZM85 148H87L86 146L84 147V150H86ZM108 148L109 147H107V150H108ZM115 148V147H114ZM193 148V147H192ZM191 148V149H192ZM195 148H193V149H195ZM206 148V147H205ZM203 149V150H205V153H206V149H209L210 150V148L209 147H207L206 149ZM247 148H251L250 150L248 149L247 150ZM254 148H255V146H254ZM55 149V148H54ZM64 149V148H63ZM80 150V147L79 148H77L76 149V151H75V155L78 153L77 152V150ZM99 149H101L102 151H104L105 152V150L104 149H102V148H99ZM106 149V148H105ZM110 149H112V148H110ZM109 149V150H110ZM118 149V148H117ZM130 149V147L129 148H127V150H129ZM135 149H138V148H135ZM3 150H1L0 149V157H1V160H3L4 159V157H7V158H10V160L12 159V162H15L16 163V161H17V163H18V161L19 160H16V159H14V158H16V157H12V155H11V153L9 152V153H7V152H5L4 153V151ZM65 150V151H66ZM75 150V149H74ZM73 150V151H74ZM82 150H83V148H82ZM83 150V151H84ZM114 150V149H113ZM176 150H178V149H176ZM64 151V150H63ZM62 151V152H63ZM87 151V150H86ZM85 151V152H86ZM97 151H98V147H97ZM111 151V150H110ZM124 151H126V150H124ZM123 151V152H124ZM167 151H169V150H167ZM179 151H180V149H179ZM15 152V153H16ZM77 152V153H76ZM90 152H93V151H89V153ZM104 152H101L100 151V156L102 155L101 153H103V155H106V153H109V151H107L106 153H104ZM149 152V151H148ZM151 152V151H150ZM150 152H149V154H150ZM170 152V151H169ZM171 152H173L172 150H171ZM3 153L5 154V155H3ZM53 153H55V152H53ZM72 153V152H71ZM70 153V154H71ZM80 153V152H79ZM82 153H84V152H82ZM99 153V152H98ZM114 153V152H113ZM120 153H121V151H120ZM132 153V152H131ZM146 153V152H145ZM175 153V152H174ZM204 153V155H206ZM63 155L62 153H59V155ZM67 154V153H66ZM81 154V153H80ZM115 154H116V152H115ZM119 156H121L122 154H119V152L117 153ZM116 154V155H117ZM128 154V153H127ZM126 154V155H127ZM140 154V153H139ZM144 153L142 152V156H144L143 155ZM149 154L148 155H146V156H149ZM171 154V153H170ZM170 154H168L169 156H171ZM173 154V153H172ZM14 155V154H13ZM16 155H17V153H16ZM40 155V156H41ZM67 155H69V153L67 154ZM71 155H73V154H71ZM85 155V154H84ZM88 155H91V154H88ZM98 155V154H97ZM112 155V154H111ZM130 155V154H129ZM152 155V154H151ZM174 155V154H173ZM176 155V154H175ZM203 155V156H204ZM20 156H21V154H20ZM74 156V155H73ZM72 156V157H73ZM78 156H81V155H78ZM78 156H76V158H78ZM93 156V157H92ZM119 156L118 157H114V154H113V158H119ZM257 156H259V157H257ZM67 157V156H66ZM72 157H71V159H72ZM98 157V156H97ZM96 157V158H97ZM104 157V156H103ZM103 157H101V158H103ZM107 157H108V155L106 156V159H107ZM109 157H110V155H109ZM133 157H134V154H133ZM140 158H141V156H139ZM167 157V156H166ZM173 157V156H172ZM204 157H206V156H204ZM242 157V159L240 160L239 158H241ZM43 158V157H42ZM41 158V159H42ZM44 158H45V156H44ZM74 158V157H73ZM76 158H74V160L76 159ZM82 158V157H81ZM85 158V157H84ZM88 158V157H87ZM90 158H95V154L93 155H91L90 156ZM113 158H112V161H114L113 160ZM121 158V157H120ZM123 158V157H122ZM144 158V157H143ZM167 158H170V157H167ZM173 158H175V156L173 157ZM177 158V157H176ZM175 158V159H176ZM201 158H203V157H201ZM46 159V158H45ZM52 159V158H51ZM83 159V158H82ZM86 159V158H85ZM89 159V158H88ZM105 159V160H106ZM109 159V158H108ZM110 159H111V157H110ZM115 159V160H116ZM131 159V158H130ZM134 159V158H133ZM136 159V158H135ZM172 159V158H171ZM170 159V160H171ZM181 159V158H180ZM5 160H6V158H5ZM22 160V159H21ZM22 160V161H23ZM55 160V159H54ZM73 160V159H72ZM73 160V161H74ZM98 160V159H97ZM96 160V161H97ZM104 160V161H105ZM123 160V159H122ZM121 160V161H122ZM132 160V159H131ZM151 160V159H150ZM178 160V159H177ZM207 160V159H206ZM208 160V161H209ZM4 161V160H3ZM2 161V162H3ZM8 161V160H7ZM6 161V162H7ZM43 161H45V160H41V162H40V164H42V166H43ZM47 161V160H46ZM64 161V160H63ZM80 161H83V160H80ZM87 161V160H86ZM102 161H103V159H102ZM107 161V160H106ZM124 161H126L125 159H124ZM127 161H130V160H128L127 159ZM133 161H135V160H132V163H134ZM201 161H202V163H201ZM1 162V161H0ZM5 162V161H4ZM9 162V161H8ZM79 162V161H78ZM88 162V161H87ZM90 162H92V160L90 161ZM100 162H101V159H100ZM108 162V161H107ZM114 162H120V159H119V161H114ZM123 162V161H122ZM140 162V161H139ZM171 162H173V161H171ZM179 162V161H178ZM50 163V162H49ZM52 163V162H51ZM56 163V162H55ZM54 163V164H55ZM61 163H63V162H61ZM71 163H73V162H71ZM77 163V162H76ZM82 162H80V164H81ZM98 163H99V161H98ZM135 163H136V161H135ZM167 163V162H166ZM170 163V162H169ZM225 163V164H224ZM9 164V163H8ZM58 164V163H57ZM64 164V163H63ZM78 165H79V163H77ZM84 164L85 163H83L82 165L84 166ZM101 165L100 166H102L103 164H102V162L100 163ZM162 164H164V163H162ZM173 164V163H172ZM180 164V165H179ZM177 163V167L179 168H181V163ZM183 164V163H182ZM245 164H246V167H245ZM10 165H11V163H10ZM16 165H18V164H16ZM19 165H21V164H19ZM44 165H46V164H44ZM48 165V164H47ZM62 165V164H61ZM60 164H59V166H61ZM131 165V164H130ZM165 165V164H164ZM163 165V166H164ZM167 165H168V163H167ZM170 165H171V163H170ZM169 165V168H171V167H173V166H170ZM174 165V164H173ZM208 165V164H207ZM206 165V166H207ZM223 165H228V167L227 166H223ZM230 165H232V166H230ZM239 165H240V163H239ZM241 165V166H242ZM12 166H14V164L12 165ZM49 166H50V164H49ZM64 166V165H63ZM76 166V165H75ZM83 166H81V169L83 168ZM91 166V165H90ZM93 166V165H92ZM106 166V165H105ZM118 166V165H117ZM116 166V167H117ZM119 166H120V164H119ZM176 166V165H175ZM220 166V167H219ZM20 167V166H19ZM18 167V168H19ZM22 167V166H21ZM22 167V168H23ZM37 167V166H36ZM40 167V166H39ZM51 167V166H50ZM71 167V169L72 170H74V168L72 167V166H70ZM77 167H79V166H77ZM94 167V170L96 169V167L95 166H93ZM104 167V166H103ZM165 167V166H164ZM167 167V166H166ZM211 166H209V168L211 169L212 168ZM243 167V166H242ZM15 168V167H14ZM17 168V167H16ZM45 168V167H44ZM44 168H42L41 167V169H43V171L45 172V174L49 177L50 176V171L48 172V171H46V170H44ZM49 168V167H48ZM102 168V167H101ZM120 168V167H119ZM178 168H174L175 170H177ZM179 168V169H180ZM181 168V169H182ZM220 168V169H219ZM237 168V169H238ZM70 169V168H69ZM99 169H100V167H99ZM98 169V170H99ZM151 169V168H150ZM165 169V168H164ZM168 169V168H167ZM171 169H173V168H171ZM170 169V170H171ZM181 169H180V171H181ZM205 169V168H204ZM207 170L205 171V172H207L208 171V166H207V168H206ZM236 169V168H235ZM234 169V170H235ZM236 169V170H237ZM1 170V169H0ZM5 170V169H4ZM22 171H23V169H21ZM175 170H173V171H175ZM212 170V169H211ZM211 170H209L210 172H211ZM244 170V169H243ZM164 171H166V170H164ZM169 171V170H168ZM172 171V172H173ZM3 172V171H2ZM1 171H0V186H2V188L0 187V189L2 190H6L8 193H6V196H4V197H2V198H7V202H13V201H11V199H12V196L11 197H8V194H14V188H10V187H8L7 186V184L4 186V188H3V185H1V184H3V182H5V180L3 179V177H4V175L5 174H1L2 173ZM5 172V171H4ZM24 172V171H23ZM67 172V171H66ZM76 172V171H75ZM170 172V171H169ZM182 172V171H181ZM209 172V173H210ZM214 171H212L211 173H213ZM236 172V171H235ZM238 172V171H237ZM251 172H253V174L255 173V176H253L252 177V173ZM22 173V172H21ZM39 173V172H38ZM41 173V172H40ZM108 173V172H107ZM175 172H173V174H174ZM218 173V172H217ZM217 173H215V174H217ZM221 173H220V175H221ZM239 173V172H238ZM244 173V172H243ZM36 174V175H35ZM82 174V173H81ZM106 175V171H105V173H103V175ZM108 174H110V173H108ZM172 174V173H171ZM170 174V175H171ZM176 174H178V173H176ZM187 174V175H186ZM234 174V173H233ZM233 174H231V175H233ZM236 174V173H235ZM31 177H30V176ZM86 175V174H85ZM102 175V176H103ZM154 174L152 173V176L150 175V177L149 178H143V180H142V182H141V186L139 187H136V188H139V190H142L143 191V189L145 188H148V186H151L153 183H152V180L153 179H150V178H152V177H154L153 176ZM168 175V174H167ZM170 175H168V177L170 176ZM189 175V176H188ZM206 175V176H205ZM209 175H211V174H209ZM242 175V174H241ZM71 176V175H70ZM112 176V175H111ZM158 176V175H157ZM180 176V175H179ZM216 176V175H215ZM214 176V177H215ZM230 176V175H229ZM236 176V175H235ZM245 176L243 177L244 179H247V181H249L248 180V178H245ZM40 177V176H39ZM39 177H38V179H39ZM41 177H43V176H41ZM41 177H40V179H41ZM96 177V176H95ZM93 178V179H96V178ZM106 177H107V175H106ZM118 177V176H117ZM126 177V176H125ZM178 177V176H177ZM176 177V178H177ZM182 177V176H181ZM228 177V176H227ZM26 178V177H25ZM52 178V177H51ZM76 178V177H75ZM102 178H104V176L102 177ZM101 177L99 178V179H102ZM107 178H109V177H107ZM167 178V177H166ZM176 178H175V180H176ZM231 178V177H230ZM235 178V177H234ZM258 178V179H259ZM23 179V178H22ZM39 179V181L41 182V180L43 179H41L40 180ZM48 179V178H47ZM161 180H163L162 178H160ZM165 179V178H164ZM172 179H173V181H175L174 180V177L172 178V176H171V178L170 179H168L167 178V180H171L172 181ZM185 179V178H184ZM208 179H214V178H208ZM224 179H226V178H224ZM229 179V178H228ZM236 179H238V176H237V178ZM239 179H240V177H239ZM239 179H238V181H239ZM255 179V180H254ZM4 180V181H3ZM52 180V179H51ZM104 180V179H103ZM109 180V179H108ZM111 180H112V178H111ZM141 180V179H140ZM221 180H222V178H221ZM227 180V179H226ZM230 180V179H229ZM232 180H234V179H231V181H227V182H231L232 183ZM243 180V179H242ZM24 181V180H23ZM96 181V180H95ZM159 180H157V182H158ZM165 181H166V179H165ZM170 181V182H171ZM173 181H172V183H173ZM236 182H237V180H235ZM263 181V180H262ZM31 183L32 182H37V180L35 181V180H31L30 181ZM42 182H44V181H42ZM52 182V181H51ZM98 182V181H97ZM101 182V181H100ZM105 182H107V181H104V183ZM163 182H164V180H163ZM161 183L160 185L162 186V185H164V183ZM170 182H168V183H166V185L168 184H170ZM184 182V183H183ZM256 183V187L257 186H261V185H263V184H261V183ZM55 183H57V182H55ZM54 183V184H55ZM171 183V184H172ZM179 183V184H178ZM226 183V182H225ZM225 183H223V184H225ZM242 183V182H241ZM246 183V182H245ZM244 183V184H245ZM254 183V182H253ZM58 184V183H57ZM107 184V183H106ZM106 184H104V185H106ZM170 184V186L168 187L169 189H166V194L168 193V190H170V189H173V190H175L176 188L175 187H172L171 188V185ZM174 184H176V182H174ZM174 184H173V186H174ZM218 184L216 185V186H218ZM233 184V183H232ZM244 184H242V185H244ZM27 185V184H26ZM36 185V184H35ZM41 185H43V183H41ZM45 185V184H44ZM104 185H101V186H103L104 187ZM109 185V184H108ZM155 185H156V183H155ZM155 185H152V186H154L155 187ZM165 185V186H166ZM229 185V184H228ZM227 185V186H228ZM234 185H236V184H234ZM233 185V186H234ZM241 185V184H240ZM241 185V186H242ZM32 186H34V183H33V185ZM40 186V185H39ZM47 186V185H46ZM51 186V185H50ZM88 186V185H87ZM107 186V185H106ZM106 186L104 187V189L106 188ZM111 186V185H110ZM161 186H158V184H157V186H156V188H157V190L158 189H160V191H161ZM165 186H163V188L165 187ZM176 186V187H177ZM223 186V185H222ZM232 186V185H231ZM44 187V186H43ZM99 187V186H98ZM115 187V186H114ZM160 187V188H159ZM236 187H239V186H236ZM244 187V186H243ZM242 187V188H243ZM245 187H246V184H245ZM55 188V187H54ZM88 188V187H87ZM100 188V187H99ZM107 188H109V187H107ZM135 188V189H136ZM155 188V189H156ZM175 188V189H174ZM233 188V187H232ZM234 188H235V186H234ZM42 189V188H41ZM89 189V188H88ZM96 189V188H95ZM132 189H134V187L132 188ZM154 189V188H153ZM178 189V188H177ZM178 189V190H179ZM191 189V190H190ZM226 189H228V188H226ZM241 189V188H240ZM260 189V191L261 190H264V188H259ZM20 190V189H19ZM30 190H32V189H30ZM128 190V189H127ZM147 190H151V189H146V191ZM163 190V189H162ZM172 190V192H175V191H173ZM178 190H177V192H178ZM232 190V189H231ZM230 190V188H229V191H231ZM235 190H237V189H235ZM246 190V189H245ZM248 190L250 191H248L249 192V194H252L254 197L258 194V192H257V190L255 189V185L254 184H251V185H249L248 186ZM4 191H1V192H3L4 193ZM17 191V190H16ZM15 191V192H16ZM88 191V190H87ZM131 191H133V190H131ZM136 191V190H135ZM146 191H144V193L146 192ZM149 191L147 192V194H149ZM152 192H153V190H151ZM164 191V190H163ZM228 191V192H229ZM247 191V190H246ZM259 191V190H258ZM30 193H31V191H29ZM91 192V191H90ZM102 192H105V191H102ZM111 192V191H110ZM140 192V191H139ZM138 192V190H137V193H139ZM156 192V191H155ZM172 192H171V194H172ZM181 192V193H182ZM190 192V193H191ZM228 192H227V194H228ZM232 192V191H231ZM230 192V193H231ZM235 192V191H234ZM241 192H242V190H241ZM247 192V193H248ZM263 192V191H262ZM5 193H4V195H5ZM33 193V192H32ZM92 193V192H91ZM90 193V194H91ZM95 193H96V190H95ZM108 193V192H107ZM106 193V194H107ZM111 193H113V192H111ZM133 193L134 192H132L131 193V195H133ZM136 193V192H135ZM164 192H162L161 194L162 195H165V193L163 194ZM233 193V192H232ZM231 193V194H232ZM93 194V193H92ZM103 195H104V193H102ZM146 193H145V195H147ZM150 194H151V192H150ZM149 194V195H150ZM157 194V193H156ZM155 194V195H156ZM170 194V192L167 194V195H169ZM170 194V195H171ZM238 194V193H237ZM239 194H240V192H239ZM238 194V195H239ZM262 194V193H261ZM3 195V194H2ZM108 195V194H107ZM111 195V194H110ZM110 195H109V197H110ZM131 195L129 196V197H131ZM144 195V194H143ZM144 195V196H145ZM152 195H154V194H152ZM159 195V194H158ZM173 195V194H172ZM170 196V197H173V196H175V195H173V196ZM233 195V194H232ZM235 195V194H234ZM14 196V195H13ZM16 196V195H15ZM24 196H25V194H24ZM79 196H81V195H79ZM92 196V195H91ZM98 196V195H97ZM135 196H136V194H135ZM144 196H142V198H144ZM177 196V195H176ZM1 197V196H0ZM18 197V196H17ZM105 197V196H104ZM106 197H108V196H106ZM147 198H149L148 196H146ZM151 197V196H150ZM153 197V196H152ZM155 197V196H154ZM153 197V198H154ZM158 197V196H157ZM160 197V196H159ZM162 197V196H161ZM163 197H165V196H163ZM162 197V198H163ZM166 197H168V196H166ZM232 197V196H231ZM241 197V196H240ZM250 197H252L251 195H250ZM254 197L253 198H251V199H253V201H255L256 202V200H254ZM134 198V197H133ZM147 198H145L146 200H147ZM169 198V197H168ZM175 198H177V197H175ZM178 198H180V197H178ZM185 198H183V199H185ZM191 198V197H190ZM189 198V199H190ZM237 198H238V196H237ZM241 198H243V197H241ZM261 199H262V197H260ZM260 198L258 197V199L260 200ZM18 199V198H17ZM91 199V198H90ZM118 199V198H117ZM124 199V198H123ZM135 199V198H134ZM144 199V200H145ZM159 199H161V198H159ZM158 199V200H159ZM165 199V198H164ZM170 200H171V198H169ZM169 199L168 200H166V201H169ZM174 199V198H173ZM181 199H182V197H181ZM187 199V198H186ZM188 199V200H189ZM232 199H236V198H232ZM250 199V200H251ZM264 199V198H263ZM262 199V200H263ZM5 199H3V201H4ZM13 200V199H12ZM15 200V199H14ZM100 200V199H99ZM127 200V199H126ZM144 200H141V201H139V202H142V201H144ZM157 199H156V203H157V201H158ZM176 200V199H175ZM233 200V201H234ZM239 200V199H238ZM259 200H257V203H256V207H258L260 210L261 209H264V200L263 201H261L260 200V202H259ZM2 201V200H1ZM2 201V202H3ZM17 201V200H16ZM19 201V200H18ZM124 201V200H123ZM122 201V202H123ZM133 201V200H132ZM131 201V202H132ZM134 201H136V200H134ZM138 201V200H137ZM151 201V200H150ZM152 201H155L154 199L152 200ZM172 201H174V200H172ZM172 201H169V202H172ZM178 201V200H177ZM185 201V200H184ZM195 201V200H194ZM197 201H195V203L197 202ZM2 202H0V203H2ZM6 202V201H5ZM77 202H78V200H77ZM87 202H89V201H87ZM91 202V201H90ZM93 202H95V201H93ZM101 202V201H100ZM113 202H115L114 200H113ZM119 202V201H118ZM145 202V201H144ZM143 202V203H144ZM147 202H148V200H147ZM158 202H160V201H158ZM163 202H165L164 200H163ZM190 202H191V200H190ZM249 202H251V201H249ZM262 202V203H261ZM72 203V202H71ZM70 202H69V204H71ZM79 203V202H78ZM77 203V204H78ZM128 203H130L129 201H128ZM128 203H127V205H128ZM162 203V202H161ZM160 203V204H161ZM194 203V204H195ZM259 203V204H258ZM68 204V205H69ZM73 204H75V203H73ZM72 204V205H73ZM86 203H83V205H85ZM89 204V203H88ZM94 204V203H93ZM96 204H97V202H96ZM124 204V203H123ZM149 204L150 205H152L150 202H149ZM162 204H164V203H162ZM167 204V203H166ZM165 204V205H166ZM170 203H168V205H169ZM172 204V203H171ZM174 204V203H173ZM181 204V203H180ZM188 204V203H187ZM191 204V203H190ZM228 204V203H227ZM252 204H254L253 202H252ZM5 205H6V203H5ZM10 205V204H9ZM76 205V204H75ZM90 205V204H89ZM107 205V204H106ZM119 205V204H118ZM120 205H122V203L120 204ZM124 205H126V204H124ZM133 206H134V202H133V204H132ZM154 205V204H153ZM156 205V204H155ZM154 205V206H155ZM157 205L158 206H160L158 203H157ZM156 205V206H157ZM85 206H87V205H85ZM84 206V207H85ZM129 206V205H128ZM140 206H141V204H140ZM145 206H147L146 204H145ZM167 206V205H166ZM239 206V205H238ZM3 207H5L4 206V203H2V208ZM65 208H66V205L64 206ZM63 207V208H64ZM91 207V206H90ZM90 207H88V209L90 208ZM95 207H97V205L95 206ZM94 207V208H95ZM118 207H120V206H118ZM127 207V206H126ZM125 207V208H126ZM139 206H137L136 208H138ZM142 207H143V205H142ZM192 207V206H191ZM6 208H8V206L6 207ZM82 208V207H81ZM86 208V207H85ZM85 208H84V210L83 211H85ZM122 208V207H121ZM121 208H120V210H121ZM132 208V206L129 208V209H131ZM147 208V207H146ZM166 208V207H165ZM187 208V207H186ZM249 208H251V207H249ZM11 209H12V207H11ZM51 209V208H50ZM116 209V208H115ZM124 209V208H123ZM143 209H144V207H143ZM179 209H181V208H179ZM240 209H242V208H240ZM0 210H3V209H1L0 208ZM36 210V209H35ZM87 210V209H86ZM114 210V209H113ZM126 210H128L127 208H126ZM188 210V209H187ZM195 210V209H194ZM232 210V209H231ZM230 210V211H231ZM237 210V209H236ZM236 210H234V211H236ZM56 211V210H55ZM87 211H90L91 212V209L90 210H87ZM100 211V210H99ZM134 211V210H133ZM192 211V210H191ZM259 211V210H258ZM264 210H262V212H263ZM1 212V211H0ZM4 212V214H1V215H4V217L6 216L5 215V211H3ZM2 212V213H3ZM38 212V211H37ZM80 212V211H79ZM137 212V211H136ZM180 212V211H179ZM184 212H186V211H184ZM183 212V213H184ZM189 212V211H188ZM193 212V211H192ZM254 212V211H253ZM256 212V211H255ZM262 212H261V214H262ZM10 213H13V212H10ZM89 213V212H88ZM113 213H114V211H113ZM7 214V213H6ZM37 214V213H36ZM39 214L40 213H38L37 215L39 216ZM100 214V213H99ZM108 214V213H107ZM106 214V215H107ZM111 214V213H110ZM133 214V213H132ZM190 214V213H189ZM194 214V213H193ZM246 214V213H245ZM257 214H259V212L257 213ZM9 215H11V214H9ZM8 215V216H9ZM13 215V214H12ZM40 215H42V214H40ZM85 215H86V213H85ZM101 215V214H100ZM112 215L113 214H111V217H112ZM121 215V214H120ZM124 215H125V213H124ZM186 215V214H185ZM263 215H264V212H263ZM35 216V215H34ZM58 216H60V215H58ZM97 216H98V214H97ZM96 216V217H97ZM105 216V215H104ZM114 216H116V214L114 215ZM133 216V215H132ZM178 216V215H177ZM180 216H181V214H180ZM237 216V215H236ZM245 216V215H244ZM244 216L243 217H240L241 219L242 218H244ZM36 217V216H35ZM41 217H43V216H41ZM75 217H77V216H75ZM74 217V218H75ZM83 217V216H82ZM107 217V216H106ZM108 217H109V214H108ZM122 217V216H121ZM179 217V216H178ZM188 217V216H187ZM191 217L192 216H190V220H191ZM1 218V217H0ZM6 218V217H5ZM73 218V219H74ZM103 218V217H102ZM174 218H176V217H174ZM174 218H171V219H174ZM239 218V219H240ZM7 219V218H6ZM6 219H4V221H3V217H2V221L0 220V223L2 222V225L0 224V229H3V228H5V226H6V224L4 225L3 223L5 222V220ZM109 219H110V217H109ZM182 219V218H181ZM187 219V218H186ZM16 220V219H15ZM36 220V219H35ZM43 220V219H42ZM114 220V219H113ZM121 220H123V219H121ZM127 220V219H126ZM8 221H10V220H8ZM17 221V220H16ZM75 221V220H74ZM78 221V220H77ZM184 221V220H183ZM249 222H250V220H248ZM247 220L246 221H244L245 223L246 222H248ZM42 222V221H41ZM79 222V221H78ZM182 222V221H181ZM186 222V221H185ZM187 222H188V220H187ZM243 222V223H244ZM5 223H7L8 224V222H5ZM10 223H12L11 221H10ZM9 223V224H10ZM14 223H15V221H14ZM13 223V224H14ZM40 223V221L39 222H37V224H39ZM83 223V222H82ZM86 223V222H85ZM179 223V222H178ZM188 223H190V221L188 222ZM190 223V224H191ZM254 223V222H253ZM252 223V224H253ZM9 224H8V226H9ZM133 224V223H132ZM176 224V223H175ZM181 223H179V224H177V225H180ZM186 224V223H185ZM184 224V222H183V224H182V228H183V226L185 225ZM240 224V223H239ZM255 224V223H254ZM256 224H257V221H256ZM18 225V224H17ZM108 225V224H107ZM177 225H175V226H177ZM243 225V224H242ZM12 226V225H11ZM36 226V225H35ZM35 226H33V227H35ZM90 226V225H89ZM169 226V225H168ZM173 226H174V224H173ZM187 226V225H186ZM240 226H241V224H240ZM249 226H250V223H249ZM12 227H14V226H12ZM104 227V226H103ZM15 228H16V226H15ZM75 228H77V227H75ZM105 228V227H104ZM106 228H108V227H106ZM162 228V227H161ZM160 228V229H161ZM169 228V227H168ZM168 228H167V230H168ZM172 228V230L173 231H175L174 230V228L173 227H171ZM170 228V229H171ZM176 228H179V227H176ZM175 228V229H176ZM187 228V227H186ZM188 228H189V226H188ZM195 228V229H194ZM7 229V228H6ZM14 229V228H13ZM79 229V228H78ZM163 229V228H162ZM180 229V228H179ZM185 229V228H184ZM9 230V229H8ZM23 230V229H22ZM26 230V229H25ZM56 230V229H55ZM165 230V229H164ZM166 230V231H167ZM172 230H171V232L169 233V235H172L173 233H175V232H172ZM178 230V229H177ZM13 231V230H12ZM11 231V232H12ZM15 231H19V229H15L14 230V232ZM165 231V232H166ZM181 232H183L182 230H180ZM198 231V232H197ZM244 232V234H242L243 232ZM2 232H4V229H3V231ZM6 232H7V230H6ZM9 232V231H8ZM24 232V231H23ZM26 232V231H25ZM54 232H56V231H54ZM66 232V231H65ZM161 232V231H160ZM165 232H162V233H165ZM169 232V230L167 231V233ZM179 233V234H182V233ZM19 233H20V231H19ZM22 233V232H21ZM172 233V234H171ZM177 233V232H176ZM176 233H175V235H176ZM241 233V235L239 236V234ZM9 234V237L12 235H10V232L8 233ZM8 234L6 235V236H8ZM14 234V233H13ZM161 234V233H160ZM166 234V233H165ZM22 235V234H21ZM63 235V234H62ZM65 235V234H64ZM123 235V234H122ZM164 235V234H163ZM178 235V234H177ZM176 235V236H177ZM182 235H184V234H182ZM189 235V234H188ZM199 235H201V236H199ZM261 235V236H260ZM15 236V235H14ZM35 236V235H34ZM56 236V235H55ZM80 236H83V235H80ZM128 236V235H127ZM180 236V235H179ZM211 236V239H205V238H207V237H210ZM8 237V238H9ZM17 237H18V235H17ZM23 237H24V235H23ZM71 237V236H70ZM74 237V236H73ZM180 237H183L184 238V236H180ZM192 237V236H191ZM258 237V238H257ZM12 239H13V237H11ZM65 237H63V239H64ZM52 239V238H51ZM63 239H62V242H63ZM178 239V238H177ZM191 239V240H192ZM203 239L205 240V241H203ZM255 239V240H254ZM14 240H16V237H15V239ZM14 240H11L13 243V246L15 245V243L18 245V243H19V241L21 242V240L19 239V241H18V239H17V241L15 242ZM31 240V239H30ZM188 240V239H187ZM260 240V241H261ZM3 241V240H2ZM26 242H27V240H25ZM186 241V240H185ZM193 241H190V242H193ZM207 241V243H205ZM259 241V240H258ZM4 242V241H3ZM24 242V241H23ZM22 242V243H23ZM64 242H67V241H64ZM183 242H184V240H183ZM188 242V241H187ZM22 243H20L19 245H21ZM73 243H74V241H73ZM79 243V242H78ZM186 243V242H185ZM251 243V244H250ZM7 244H8V242H7ZM9 244H10V242H9ZM24 244V243H23ZM21 245V246H24V245ZM178 244L180 245V243L178 242ZM182 244V243H181ZM199 244V245H198ZM28 245V244H27ZM32 245H34V244H32ZM36 245V244H35ZM260 245H262V244H260ZM11 246V245H10ZM16 246V245H15ZM25 246H26V243H25ZM24 246V247H25ZM69 246V245H68ZM97 246V245H96ZM186 246V245H185ZM264 246V245H263ZM8 247V246H7ZM19 248H20V246H18ZM24 247H21V249L22 248H24ZM9 248V247H8ZM26 248V247H25ZM28 248V247H27ZM26 248V249H27ZM32 249H33V246L31 247ZM30 248V249H31ZM65 248V247H64ZM92 248V247H91ZM185 248H184V250H185ZM198 248H201V252L199 251L200 249H198ZM1 249V248H0ZM20 249V251H22ZM29 249V248H28ZM27 249V250H28ZM48 249V248H47ZM262 249H264L263 247H262ZM8 250V249H7ZM182 250V249H181ZM191 250V251H190ZM199 252H198V251ZM16 251H17V249H16ZM19 251V250H18ZM29 251V250H28ZM263 251V250H262ZM44 252V251H43ZM179 252H183V251H179ZM256 253V254H257ZM262 253V252H261ZM41 254V253H40ZM47 254V253H46ZM156 254V253H155ZM233 254V255H232ZM3 255V254H2ZM17 255V254H16ZM181 255H183V254H181ZM207 255H208V258H206L207 257ZM1 256V255H0ZM21 256L22 255H20V253H19V258H21ZM42 256V255H41ZM175 256V254L173 255V257ZM256 256V255H255ZM254 256V257H255ZM177 257H179V256H177ZM195 257V256H194ZM253 257V258H254ZM6 258V257H5ZM23 258V257H22ZM33 258V257H32ZM31 258V259H32ZM34 260H35V258H33ZM171 259H172V257H171ZM259 259V258H258ZM40 261V260H39ZM190 261H191V256H190ZM189 261V262H190ZM193 261V260H192ZM197 261V262H198ZM259 261H260V259H259ZM262 261V260H261ZM8 262V261H7ZM6 262V264H8ZM16 262V261H15ZM42 262V261H41ZM176 262H178V261H176ZM186 262V261H185ZM193 262H195L196 263V261H193ZM193 262H190V263H188L187 262V264H191V263H193ZM18 263H19V260H18ZM40 263V262H39ZM179 263V262H178ZM259 263V262H258ZM10 264V263H9ZM15 264V263H14ZM17 264V263H16ZM172 264V263H171ZM184 264H186V263H184ZM196 264H198V263H196ZM255 264H257V263H255ZM259 264H263V263H259Z\"/></svg>",
	"mask_w": 264,
	"mask_h": 264
}]
</instances>
